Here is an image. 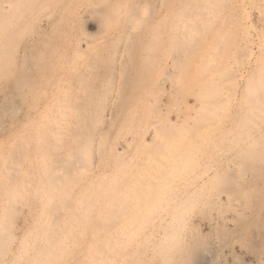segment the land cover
<instances>
[{"label":"bare ground","instance_id":"6f19581e","mask_svg":"<svg viewBox=\"0 0 264 264\" xmlns=\"http://www.w3.org/2000/svg\"><path fill=\"white\" fill-rule=\"evenodd\" d=\"M34 1V2H33ZM57 1H59V0H57ZM174 1V2H173ZM171 0L170 2L172 3H176L175 2V0ZM191 1L194 3V4H198V3H200V1L201 0H181L180 2H177V3H180V4H184L183 6H185V4H191ZM204 1V3H207V4H210V3H213L212 1L213 0H203ZM243 1V0H242ZM255 1V0H254ZM71 2V0L69 1V3ZM84 2V1H83ZM85 2H86V8H85V10H86V14L88 15V16H94L95 18H97L98 19V24L100 23V25L102 26V28H104L105 26H107L109 23H107L108 22V18H109V15H110V12H111V10H113V13H114V9H116L115 7L117 6V8L119 7H121V6H123L124 7V9L125 10H123V12L121 11V14L120 13H117V11H116V15H118L119 14V16L120 15H127L126 17H127V19L126 20H128V18H129V21H130V23L131 24H136V25H140V26H142V25H144L145 27H146V25H147V27L146 28H149L148 27V25H150V23H152L151 21H152V19H153V17H154V12H155V3L156 2H158L157 3V6L158 7H161V6H163V5H165V0H159V1H156V0H97L96 2H89V0H85ZM202 2V1H201ZM238 2V1H237ZM236 2V3H237ZM247 2H250V1H248L247 0ZM253 2V1H252ZM261 2V1H260ZM264 1L262 0V2H261V4H263V8H264V3H263ZM60 3V2H59ZM61 3L63 4V2L61 1ZM73 3V2H72ZM78 3V2H77ZM77 3H75V4H77ZM82 3V2H81ZM167 3V2H166ZM168 3H169V0H168ZM172 3V4H173ZM176 3V4H177ZM215 3V2H214ZM222 3V2H221ZM229 3V2H228ZM235 3V2H234ZM243 3V2H242ZM255 3H256V1H255ZM3 4V5H2ZM1 5H2V7L0 8L1 9V13H3V14H6V16H4V19H0V29H1V27H3L2 28V30L0 31V36H1V38L3 39V37L4 36H7L8 35V37H4V39L2 40L1 38V40H0V121H1V119L2 118H6V119H8V123H7V125L5 126H2L3 128H4V130H6V128H7V130L8 131H10L11 133L12 132H16V133H18L19 132V134H20V132L22 133V132H24V133H28V135H29V133L31 134V136L29 135V137H32V135H34L35 137H37L38 139H40V141H39V143L37 142V144L39 145H37L38 146V157L36 158V157H34V156H36V155H34L33 156V158H32V160L34 159V158H36V160H35V162L37 161V164H38V166H36L37 167V170L35 171L36 173H33L34 174V176L32 175V177H33V179H32V181L34 182V186H30L31 188H33L34 187V189H33V191H32V193H33V195H34V197H35V199H34V197H32L33 199H34V201H33V199H32V201H33V203H36L35 205V209H32L33 210V212H32V215H31V217H30V222H29V224H28V226H26V224H25V228L23 227V229H24V231H23V229H22V234H20L21 235V237L19 238V249H17L16 248V251H18L17 252V255H15L14 256V262H16V264H138V263H141V262H139L140 260H139V258H140V256L142 257V253L144 254V252H149V254L148 255H150V259H155V261L153 260V262H156L155 264H204L203 263V261L201 260V258L199 259L198 257H201V256H198V257H196V256H194L193 255V252H195L196 250L194 249L195 247H197V246H199V248H201V250L203 251V246H204V248L206 247V244H204L203 245V241L201 240H199V238L198 237H195V238H193V239H190L189 241H185L184 240V238H183V231H184V229L186 228V219H187V217H188V213H189V211H188V209L190 210V206L192 205V202L194 201V203H193V205H196V201H197V199L195 200H193V201H191V197H190V199L188 198V199H184L183 198V200L180 202V203H176L175 201H171V199L168 201V199L167 200H165V199H161V195H162V193H159L161 190H159V192H154L155 190V188L154 189H152V188H150L151 190H150V192H147V193H142L143 191L142 190H139L138 192H140V191H142L140 194H137V196H134L133 198H126L125 196L128 194L127 193V191L129 192V189L130 188H133V185L131 186V185H129V183L128 184H125L124 183V181L123 180H125L126 178H125V174H127V172L126 171H128L126 168H125V166L126 165H128V164H126V163H123V164H125V166H123V164L121 165L120 163L122 162V161H120V160H122L121 158H122V156L124 155V153H125V151L128 149V147H129V145H130V143H131V141H132V137L134 136V133H133V123L135 122V121H137V120H139L138 119V117L140 118V119H145V116H144V112H146V111H141V113L142 114H139L140 116H136V104L134 103V101H136L135 99H137V97H135V99H134V97H133V93L134 92H136L137 93V88L140 90V88L139 87H142L143 86V88H145V84L147 83V81L148 82H150L151 80H150V78L152 77L151 76V71L148 73V67L149 66H151V65H153L151 62H150V60L152 61V59H150L149 58V60H147V61H149L150 63H151V65H149L150 63L148 62V64L146 63V65H147V67H146V65H144L145 66V68H144V66H141V65H143L142 63H144V61H146V60H141V58L142 57H145V56H142V57H140V56H138V55H136V54H138L139 53V51L138 50H141V51H144V50H146V47L147 46H145L146 44H144V46L143 47H141L142 45H141V43H140V47L139 48H137V45H135V44H133V46H135L136 48L134 49H131L132 51H134L135 52V50H137V53H132L133 54V56H134V58L136 59V58H138L139 57V59H140V62H137L135 59H133L134 60V64H135V61L137 62V63H141L140 65H138L137 66V70H138V68H140V66H141V69H139L140 71L142 70V68H143V72H144V70H145V72L146 73H148V74H150L149 76H148V74L146 75V73H143L142 71L141 72H138V73H136L137 75L138 74H140L139 75V77H145V78H142V80H146V82L144 81L143 83L140 81L141 79L139 78V77H137V75H135V72H134V77H137V79H133V82L135 81V80H137L134 84H132V82H130V81H128V79H129V77H130V75H129V72H123L124 71V69L123 68H125L126 69V67H123L122 69H123V73H124V75H122L123 77H122V84H121V87H119L121 90L120 91H118V93L119 94H121L122 96H120L119 95V99H121V103L119 104L118 102V105H117V109L115 108V110H117L115 113L116 114H114V116L111 114V112L109 113V112H107V113H109V114H111V116L112 117H115V119H117V117L120 115V116H125V118H126V121L123 123H121V124H123V125H120V127H118L117 128V130H116V132H115V134L117 135L121 130H123V129H126V130H128L129 131V134H130V137H131V139H126V140H123L121 143H119L120 144V147H115V146H113V147H115V148H112V142L115 140V139H111V140H109V141H107V139H105V135L102 133L103 131H102V129H104L103 127H102V129L100 128L101 127V124H105V123H103V121H104V118H105V104H104V98L106 97V95H108L112 90V81H113V72L115 71H113V69L111 70V71H105L104 69H102V71H105V73L104 74H102V76L101 77H99L98 75H97V72H96V65L94 66L95 67V70L93 71V72H90V73H92V75H90V76H92L93 78V80H99L100 82V86H99V88L101 89V91H102V93L101 94H97V90H92L93 88H90V83L89 82H87L86 81V78H87V80H88V76L86 77L84 74V72L82 73L83 75H81V71L79 72V71H77V72H79V74H75L76 72H73V75L75 74V77L74 78H76V76H77V78H76V80H77V85L75 86L76 87V89H77V91H78V93H79V95H80V97H77L76 98V100L77 99H81V100H83V102L81 103V102H79V101H77V102H79L80 104H78L77 103V105L76 106H73L72 104H71V102L72 101H75V100H72V99H74V97H72V99H71V92H72V86H71V77H70V74L72 73L71 72V67L72 66H70V64L68 63V61H66V53H65V48H66V41L65 42H63V40H61V39H59V38H56V36H55V39L54 38H51L52 36H54V35H56L58 32H57V30L58 29H60V28H62L63 29V26L61 27L60 25L58 26L59 28L57 29V26L55 25V23H53V24H48L49 25V27H47V30H48V32L49 33H47V32H45L44 33V31L42 32V33H40V34H42L41 36H39V33L37 32V34H38V36H39V38H37L36 40L35 39H33L35 36H36V34H35V36H34V32L32 33V35L34 36L32 39L34 40V41H29V42H31V46L29 47V49L31 50L30 52H32V50H33V52H34V56H33V62L32 63H29V64H27V63H23L22 65L20 64V65H18L19 66V70L17 69V70H15V71H13V70H10V68H11V66H12V68L14 67L13 66V64H15V63H13L14 61L13 60H15L13 57H14V55H13V51L15 52V50H14V48H15V44L17 43V42H21V41H18V40H16V38L18 37V35H17V37L15 38V37H11L10 35L12 34V32L14 31V30H12L11 31V28H13V25L16 23H19L20 22V24L19 25H17L16 26V24L14 25V26H16V27H18V26H20V27H22L23 26V24H25V21H27V20H25V16H24V14H23V9H22V7L24 6V5H27L28 6V8H29V4L31 5V6H33V8H34V4H36V10H39V11H43L44 13V17L46 18V21H48L49 22V20H52L53 18H55V16H56V13L57 14H59L60 15V11L61 10H63L62 8H60L59 6H58V3L55 1V0H4V2L2 3ZM61 4V5H62ZM71 4V3H70ZM119 4H121V6L119 5ZM123 4V5H122ZM207 4H205V5H207ZM238 4V3H237ZM248 4V3H247ZM257 4V3H256ZM255 4V5H256ZM0 5V6H1ZM79 5H81V4H79ZM85 5V4H84ZM167 5H169V4H167ZM211 5V4H210ZM239 5H241V4H239ZM251 5H252V3H251ZM254 5V6H255ZM26 6V7H27ZM30 6V7H31ZM198 6V5H197ZM200 6V5H199ZM209 6V5H208ZM211 6H213V5H211ZM225 6V5H224ZM237 6V5H236ZM248 6H250V5H248ZM259 5H257V7H258ZM261 6V5H260ZM259 6V8H262V7H260ZM76 7V6H75ZM123 7H121L120 8V10L121 9H123ZM167 7V6H166ZM165 7V8H166ZM182 7V6H181ZM189 7V6H188ZM186 8V9H189V8ZM241 7H243L242 5H241ZM240 7V8H241ZM24 8V7H23ZM66 8V7H65ZM68 8H70V7H68ZM102 8V9H101ZM170 8V7H169ZM223 8V7H222ZM228 8V7H227ZM244 8V7H243ZM258 8V10H260ZM263 8H262V10H263ZM30 9V8H29ZM32 9V8H31ZM35 9H32V10H35ZM80 9V8H79ZM160 9V8H159ZM158 8H157V11L159 10ZM215 9H216V7H215ZM235 9V8H234ZM60 10V11H59ZM65 10H67V9H65ZM74 10V9H73ZM162 10V9H161ZM174 10V9H173ZM181 10H183V9H181ZM192 10V8L190 9V12H192L191 11ZM197 10V9H196ZM199 10V9H198ZM232 10V9H231ZM24 11H25V8H24ZM238 11H239V9H238ZM26 12V11H25ZM27 12H29V10L27 11ZM34 12V11H33ZM37 12V11H36ZM36 12H34V14L36 13ZM69 12H70V10H69ZM166 12V11H165ZM211 12H212V10H211ZM216 12V11H215ZM237 12V11H236ZM240 12V11H239ZM250 12V11H249ZM253 12V11H252ZM259 12V11H258ZM261 12H263V11H261ZM41 13V12H40ZM182 13H183V11H182ZM181 12H180V14H182ZM214 13V12H213ZM217 13H219V12H217ZM29 14V13H28ZM38 14V13H37ZM67 14H69L68 12L66 13V15ZM70 14H72V13H70ZM184 14V13H183ZM186 14V13H185ZM184 14V17L186 16ZM237 14V13H236ZM260 14V13H259ZM31 16H33L32 14H30ZM62 15V14H61ZM63 15H65V14H63ZM85 15V14H84ZM114 16H115V14H113ZM157 15V14H156ZM168 15V14H167ZM179 15V14H178ZM189 15V14H188ZM191 15H192V13H191ZM238 15H240V14H238ZM244 15H245V13H244ZM1 16V15H0ZM30 16V17H31ZM158 16H160V14L158 15ZM161 16H165V14L164 15H161ZM194 16V15H193ZM192 16V17H193ZM197 16H199L198 14H197ZM201 16H202V14H201ZM209 16V15H208ZM207 16V17H208ZM224 16V15H223ZM231 16V18H232V15H230ZM260 16V15H259ZM28 17V16H27ZM37 15H36V20H37ZM42 17V16H41ZM64 17V16H63ZM123 18H126V17H124V16H122ZM172 17H175V16H173L172 15ZM176 17H177V15H176ZM215 17V16H214ZM219 17H221L220 15H219ZM229 17V16H228ZM245 17V16H244ZM1 18H2V16H1ZM32 18V17H31ZM35 18V17H34ZM40 18V17H39ZM114 18V17H113ZM120 18V17H119ZM177 18H180V17H177ZM200 18V17H199ZM209 18V17H208ZM217 18V17H216ZM222 18V17H221ZM225 18V17H224ZM235 18V17H234ZM233 18V19H234ZM243 18V17H242ZM57 18H55V20H56ZM68 19H69V17H68ZM67 18L64 20L65 22L64 23H66V20H68ZM74 19V18H73ZM111 19H112V17H111ZM158 19V18H157ZM160 19V18H159ZM173 19V18H172ZM189 19V18H188ZM191 19V18H190ZM194 19V18H193ZM193 19H192V21H193ZM213 19V18H212ZM218 19V18H217ZM228 19H230V18H228ZM241 19V18H240ZM44 20V19H43ZM61 20V22L59 21V23H62V19H60ZM120 20H122V18L120 19ZM174 20V19H173ZM175 20H177V19H175ZM184 20H185V18H184ZM199 20V19H198ZM206 20V19H205ZM204 20V21H205ZM68 21H70V20H68ZM67 21V22H68ZM117 22H118V20H116ZM139 21H141V24L140 23H138ZM158 21H160V20H158ZM191 21V22H192ZM202 21V20H201ZM234 21H236V20H234ZM239 21V20H238ZM244 21V20H243ZM249 21V20H248ZM29 22V21H28ZM32 22H34V21H32ZM32 22H31V24H32ZM37 22V21H36ZM39 22H40V20H39ZM120 23H121V21H119ZM142 22H144V24L142 23ZM155 22V21H154ZM208 22V21H207ZM233 22V21H232ZM127 23V22H126ZM138 23V24H137ZM156 23V22H155ZM177 23V22H176ZM211 23V22H210ZM231 23V22H230ZM235 23V22H234ZM45 24H47V23H45ZM45 24H44V26H45ZM63 24V23H62ZM68 24H69V22H68ZM73 24V23H72ZM114 24V23H113ZM124 24V23H123ZM146 24V25H145ZM156 24H158V23H156ZM190 24V23H189ZM195 24V23H194ZM232 24V23H231ZM48 25H46V26H48ZM66 25V24H65ZM70 25V24H69ZM138 25V26H139ZM174 25H175V22H174ZM184 25V24H183ZM182 25V26H183ZM192 25V24H191ZM226 25V24H225ZM229 25V24H228ZM228 25H227V27H228ZM41 26V25H40ZM43 26V25H42ZM43 26V27H44ZM109 26V25H108ZM126 26V25H125ZM158 26V25H157ZM195 26V25H194ZM221 26H222V24H221ZM19 27V28H20ZM66 27H67V25H66ZM69 27V26H68ZM100 27V26H99ZM110 27V26H109ZM134 27V26H133ZM19 28H18V30H19ZM34 28V27H33ZM65 28V27H64ZM101 27H100V29H102ZM121 28H123V29H125L124 27H123V25H122V27ZM138 28V27H137ZM143 28V27H142ZM151 28H152V26H151ZM154 28V27H153ZM225 28V27H224ZM240 28V27H239ZM247 28H248V26H247ZM250 28V27H249ZM26 30H27V28H25ZM25 29H23L24 30V33H26L25 31ZM66 29V28H65ZM110 29V28H109ZM145 28H143V31H145L144 30ZM189 29H192V28H189ZM193 29H194V27H193ZM203 29V28H202ZM236 29V28H235ZM251 29V28H250ZM263 29H264V27H263ZM29 30V29H28ZM44 30L46 31V28L44 27ZM61 30V29H60ZM64 30V29H63ZM75 30V29H74ZM105 30H107L106 28H105ZM104 30V31H105ZM179 30H180V28H179ZM210 30V29H209ZM226 30V29H225ZM230 30V29H229ZM16 32H17V30H15ZM14 31V32H15ZM20 31H22V29H20L19 30V33H20ZM40 31V30H39ZM72 31V30H71ZM78 31V30H77ZM124 31H126L127 33H126V35L127 34H129V33H131V32H129L128 33V31L127 30H124ZM123 30H122V32H124ZM195 31V30H194ZM196 31L197 32H199L198 31V28L196 29ZM223 31H224V29H223ZM241 31V30H240ZM15 32V33H16ZM63 31H61V33L60 34H63L62 33ZM76 32V31H75ZM139 32H141V31H139ZM147 32V31H146ZM155 32V31H154ZM176 32H177V29H176ZM175 32V33H176ZM180 32H182V30L180 31ZM179 32V33H180ZM245 32V30H243V33ZM261 32V31H260ZM18 33V32H17ZM18 33V34H19ZM29 33H31V30H30V32ZM36 33V32H35ZM44 33V34H43ZM71 33V32H70ZM88 33V32H87ZM104 33V32H103ZM120 33V32H119ZM143 33H145V32H143ZM196 33V32H195ZM202 33V32H201ZM224 33V32H223ZM234 33V32H233ZM246 33H247V31H246ZM67 34V33H66ZM84 34V33H83ZM89 34V33H88ZM97 34V33H96ZM147 34V33H146ZM148 34H149V32H148ZM183 34V33H182ZM181 34V35H182ZM189 34H191V33H189ZM220 34V33H219ZM218 34V35H219ZM226 34V32L224 33V35ZM238 34V33H237ZM262 34V33H261ZM13 35H14V33H13ZM19 35H21V36H23V34H22V32L19 34ZM27 35V34H26ZM31 35V34H30ZM106 35H108V34H106ZM140 35H142L141 33H140ZM151 35H153V31H152V33H151ZM180 35V34H179ZM180 35V36H181ZM200 35V34H199ZM222 35V34H221ZM249 35V34H248ZM3 36V37H2ZM14 36H16V35H14ZM37 36V37H38ZM83 36V35H82ZM85 36V35H84ZM83 36V37H84ZM89 36V35H88ZM88 36H85V38H83V41H84V48L85 49H87V46H89L88 45V41H87V39H86V37H88ZM122 36H124V39L125 40H127V37L125 38V35L122 33ZM128 36V35H127ZM137 36V35H136ZM143 36V35H142ZM141 36V37H142ZM148 36V35H147ZM154 36V35H153ZM183 36V35H182ZM263 36V35H262ZM25 37H27V36H25V34H24V36L22 37V39L23 38H25ZM58 37H59V35H58ZM75 37V36H74ZM78 37V36H77ZM90 37V36H89ZM92 37V36H91ZM96 37V36H95ZM133 37H135V36H133ZM138 37H139V35H138ZM155 37V36H154ZM175 37H176V35H175ZM28 38H30V37H28ZM36 38V37H35ZM93 38V37H92ZM123 38V37H122ZM129 38H130V34H129ZM128 38V39H129ZM136 38V37H135ZM177 38H179V36L177 37ZM183 38V37H182ZM187 38V37H186ZM194 38V37H193ZM234 38V37H233ZM238 38V37H237ZM7 39H9V41L7 40ZM27 38H25L24 39V42H25V40H26ZM31 39V38H30ZM94 39V38H93ZM97 39H98V35H97ZM103 39V38H102ZM118 39V38H117ZM131 39V38H130ZM129 39V40H130ZM152 39H154V38H152ZM188 39V38H187ZM215 39H219V38H215ZM224 39V38H223ZM226 39V38H225ZM65 40V39H64ZM79 40V39H78ZM96 40V39H95ZM128 40V41H129ZM131 40H133V39H131ZM144 40V39H143ZM149 40H151V39H149ZM149 40H146V42L148 41L149 42ZM158 40V39H157ZM156 40V41H157ZM185 40V39H184ZM189 40V39H188ZM228 40V39H227ZM69 41V40H68ZM81 41V40H80ZM89 41H90V39H89ZM117 42H118V40H116ZM145 41V40H144ZM156 41H154L153 40V42H155L156 43ZM159 41V40H158ZM179 41H182V40H180L179 39ZM178 41V42H179ZM197 41V40H196ZM211 41V40H210ZM214 41V40H213ZM241 41V40H240ZM242 41H245V40H242ZM248 41V40H247ZM23 42V41H22ZM27 42H28V39H27ZM28 42V43H29ZM33 42V43H32ZM94 42V41H93ZM102 42V41H101ZM114 42V41H113ZM113 42L111 43V45L113 44ZM120 42H123V41H121L120 40ZM140 42V41H139ZM145 42V43H146ZM222 42V41H221ZM224 42V41H223ZM26 43V42H25ZM26 44V45H29V44ZM73 43H75V42H73ZM79 44H80V42H78ZM95 43V42H94ZM93 43V44H94ZM119 43V42H118ZM124 43H126V42H124ZM129 43H130V41H129ZM154 43V44H155ZM159 43V42H158ZM172 43V42H171ZM175 43V42H174ZM197 43V42H196ZM201 43H203V42H201ZM218 43H220V41L218 42ZM236 43V42H235ZM234 43V44H235ZM238 43V42H237ZM236 43V44H237ZM19 44V43H18ZM22 44L23 45H25L24 43H21L20 45L22 46ZM67 44H69V43H67ZM77 44V43H76ZM89 44H91V43H89ZM96 44V43H95ZM132 43H130V45H131ZM150 44H151V42H150ZM150 44H148V45H150ZM188 44V43H187ZM189 44H191V43H189ZM193 44V43H192ZM205 44V43H204ZM203 44V45H204ZM207 44V43H206ZM205 44V45H206ZM212 44V43H211ZM216 44V43H215ZM214 44V45H215ZM221 44V43H220ZM223 44V43H222ZM227 44V43H226ZM244 44V43H243ZM248 44V43H247ZM75 45V44H74ZM97 45H99V44H97ZM109 45V44H108ZM122 45V44H121ZM172 45V44H171ZM199 45V44H198ZM216 45H219V44H216ZM231 45H232V43H231ZM238 45H240V44H238ZM245 45V44H244ZM69 46V45H68ZM78 46V45H77ZM76 46V47H77ZM92 46V45H91ZM118 46V45H117ZM132 46V45H131ZM151 46V45H150ZM174 46V45H173ZM226 46V45H225ZM228 46H229V44H228ZM25 47V46H24ZM27 47V46H26ZM25 47V48H26ZM80 47V46H79ZM102 47V46H101ZM109 47V46H108ZM113 47H115L114 45H113ZM130 47V46H129ZM129 47H127L126 49L128 50V48ZM155 47V46H154ZM175 47H177V46H175ZM182 47H183V45H182ZM191 47V46H190ZM209 47V46H208ZM232 47H233V45H232ZM234 47H235V45H234ZM18 48H21V47H18ZM23 48V47H22ZM21 48V49H22ZM25 48H23V50H22V54H25V52L27 51L28 52V48H27V50L25 51V52H23L24 50H25ZM73 48V47H72ZM71 48V49H72ZM81 48V47H80ZM112 48V47H111ZM131 48V47H130ZM129 48V49H130ZM145 48V49H144ZM156 48V47H155ZM179 48L180 47H178V50H179ZM201 48V47H200ZM241 48H242V46H241ZM244 48V47H243ZM79 49V48H78ZM82 49V48H81ZM91 49V48H90ZM118 49V48H117ZM126 49H125V51H126ZM148 50H150L151 48H147ZM153 49V48H152ZM173 49H174V47H173ZM185 49V48H184ZM183 49V50H184ZM187 49V48H186ZM196 49V48H195ZM210 49H212V48H210ZM224 49V48H223ZM222 49V51H224V50H226V49H224L223 50ZM248 49V48H247ZM259 49V48H258ZM262 49H264V47L262 48ZM68 50H70V49H67V51ZM76 50V49H75ZM84 50V49H83ZM200 50H202V49H200ZM205 50V49H204ZM207 50V49H206ZM215 50V49H214ZM219 50V49H218ZM230 50V49H229ZM234 50V49H233ZM236 50V49H235ZM241 50V49H240ZM16 51H17V48H16ZM74 51V50H73ZM106 51H108V49L106 50ZM115 51V50H114ZM113 50H112V52H114ZM118 51V50H117ZM128 51H130V50H128ZM132 51H130V52H132ZM176 51V50H175ZM192 51V50H191ZM242 51V50H241ZM248 51V50H247ZM26 52V53H27ZM29 52V53H30ZM110 52V51H109ZM109 52H107V54L109 53ZM129 52V53H130ZM145 52V51H144ZM146 52H148L147 50H146ZM149 52H151V51H149ZM212 52V51H211ZM217 51L215 50V53H216ZM218 52H221L220 50L218 51ZM235 52V51H234ZM243 52V51H242ZM262 52H263V50H262ZM103 53V52H102ZM142 53V52H141ZM154 53V52H153ZM176 53V52H175ZM178 53V52H177ZM195 53V52H194ZM198 53V52H197ZM202 53V52H201ZM224 53V52H223ZM229 53V52H228ZM235 53H239V52H235ZM244 53V52H243ZM261 53V52H260ZM259 53V54H260ZM17 54V53H16ZM101 54V53H100ZM111 54H113V53H111ZM151 54V53H150ZM155 54V53H154ZM181 54V53H180ZM196 54V53H195ZM220 54V53H219ZM18 55V54H17ZM26 55V54H25ZM24 55V56H25ZM28 55V54H27ZM68 55V54H67ZM74 55V54H73ZM116 55V54H115ZM118 55V54H117ZM122 55V54H121ZM127 55V54H126ZM141 55V54H140ZM143 55H146V54H143ZM149 55V54H148ZM184 55V54H183ZM190 55V54H189ZM201 55V54H200ZM200 55H194V56H191V57H194V60H195V58L198 56V58L200 57ZM213 54H211V56H212ZM228 55V54H227ZM233 55V54H232ZM238 55V54H237ZM243 55V54H242ZM21 57L23 56V55H20ZM79 56V55H78ZM84 56V55H83ZM96 56V55H95ZM99 56V55H98ZM97 56V57H98ZM106 56V55H105ZM118 56H120V55H118ZM127 56H129V55H127ZM138 56V57H137ZM180 57H181V55H179ZM202 56V55H201ZM204 56V55H203ZM203 56L201 57V58H203ZM209 56V55H208ZM211 56H209V57H211ZM215 56V55H214ZM224 56V55H223ZM262 56H264V53H263V55ZM20 57V58H21ZM28 57H29V55H28ZM31 57H32V54H31ZM68 57H70V56H67V59H68ZM111 58L112 57H114V55H112V56H110ZM130 57V56H129ZM148 57H150V56H146V59L148 58ZM173 57H175V56H173ZM177 58H178V56H176ZM175 57V58H176ZM179 57V58H180ZM205 57V56H204ZM208 57V58H209ZM216 57H217V55H216ZM225 57V56H224ZM30 58V57H29ZM101 58H102V56H101ZM106 58H108V56L106 57ZM106 58H104L105 60H106ZM110 58V59H111ZM121 58H123V57H121ZM176 58V60H178L179 62H181V61H183L182 59H185L183 62H189L190 61V56H189V58H187V55H186V57L184 56V58H182L181 59V61H180V59H177ZM197 58V59H198ZM212 58V57H211ZM209 59L210 60V63H212L213 64V67L215 66L214 65V63L213 62H211V61H213V58L212 59ZM236 58V62H241V60H239L238 59V61H237V57H235ZM242 58V57H241ZM253 58V57H252ZM262 58V57H261ZM75 59V58H74ZM104 59H103V62H105L104 61ZM118 59V58H117ZM143 59V58H142ZM154 59V58H153ZM200 59V58H199ZM199 59H198V62H200L199 61ZM215 59H217V58H215ZM230 59V58H229ZM233 59V58H232ZM246 59V58H245ZM257 59V58H256ZM263 59V58H262ZM25 60V59H24ZM30 60V59H29ZM32 60V59H31ZM70 60V59H69ZM77 60V59H76ZM75 60V61H76ZM97 60H99V58L98 59H95V61L96 62H98ZM102 59H100L99 60V62L101 61ZM123 60V59H122ZM127 60V62L129 63L130 62V60L128 61V59H126ZM125 60V61H126ZM187 60V61H186ZM192 60V59H191ZM193 60V61H194ZM201 60V59H200ZM203 60V59H202ZM201 60V62H200V64H201V67H204V66H206V64L204 63V60L202 61ZM219 60H220V58H219ZM226 60H227V58H226ZM247 60V59H246ZM261 60V59H260ZM264 60V59H263ZM262 60V61H263ZM26 61H27V57H26ZM74 61V62H75ZM124 61V62H125ZM142 61V62H141ZM175 61V60H174ZM177 61V62H178ZM229 61H231V60H229ZM235 61V60H234ZM259 61V60H258ZM15 62H17V61H15ZM19 62V61H18ZM17 62V63H18ZM107 62V61H106ZM111 62V61H110ZM109 62V63H110ZM121 62V61H120ZM123 62V63H124ZM177 62L175 61V63L177 64ZM182 62V63H183ZM196 63H195V66H197L196 64H197V61H195ZM202 62H203V64H205V65H202ZM214 62H215V64H216V62L217 61H215L214 60ZM223 62V61H222ZM227 62V61H226ZM225 62V63H226ZM260 62V61H259ZM21 63V62H20ZM85 63V62H84ZM102 63V62H101ZM100 63V64H101ZM112 63H114L113 62V59H112ZM112 63H110V65L111 66H113L112 65ZM116 63V62H115ZM122 63V62H121ZM136 63V64H137ZM180 64V65H184V67H186L185 66V64ZM209 63V62H208ZM208 63H207V68H209L210 66H208ZM210 63H209V65H210ZM219 63V62H218ZM224 63V62H223ZM223 63H220V66H221V64H223ZM231 63V62H230ZM261 63V62H260ZM92 64H94V62L92 63ZM91 64V65H92ZM107 64V63H106ZM126 64V63H125ZM145 64V63H144ZM175 64V65H176ZM189 64H191L192 65V62H189L188 64H187V68H184V69H187V72H188V66H189ZM194 64V63H193ZM199 64V63H198ZM199 64V65H200ZM229 64V63H228ZM227 64V65H228ZM232 65H233V63H231ZM16 65V64H15ZM73 65V64H72ZM79 65V64H78ZM86 65V64H85ZM85 65H83V66H85ZM105 65V64H104ZM104 65H101V66H104ZM174 65V66H175ZM179 65V64H178ZM189 66V68L190 69H193L194 67V65H192V66ZM218 65L219 64H216V66L218 67ZM226 65V66H227ZM237 65V64H236ZM122 66V65H121ZM129 66H130V64H129ZM219 66V67H220ZM225 66V65H224ZM225 66V67H226ZM231 66V65H230ZM240 66V65H239ZM89 67L90 66H85L84 67V71H87V73H89L88 71H90V70H88L89 69ZM105 67V66H104ZM177 67V66H176ZM175 67V68H176ZM179 68L177 69V70H179L180 69V71H179V73L183 70L182 68H183V66H181V68H180V66H178ZM191 67H193V68H191ZM198 67H200V66H198ZM198 67H197V71H201L200 73H198L195 69L196 68H194L193 69V72L192 73H194L195 71L200 75V78L198 79V77H195V75L193 74V76H192V74L190 73L188 76L189 77H186V75H184L183 74V78H184V76H185V78H184V82L186 81L185 79L187 78V80H189V78L191 79L190 80V82H187V83H189V84H191L192 85V87H193V85H194V82H195V79L197 78V80H199V82L195 85L196 87L195 88H197L196 89V91H195V93L194 94H192L193 95V99L195 100L194 102H196V104H198V107L199 108H196L195 110H193V112H192V115H185L183 118H182V122L180 121V123L181 124H185L187 121H192V122H194L197 118H198V116L199 115H206L207 116V114H210L211 112H213V111H211V112H207L205 109H208V108H211L212 107V104L215 102V101H212L213 100V98H215L216 96H215V94H214V90L215 91H217V89H215L217 86H215L216 85V83H214V81L215 80H217V78H215V76H221L222 75V71H221V73H218L219 71H220V69H215V67L213 68V67H211L212 69H210V71L207 69V71H205V69L204 68H199L198 69ZM222 67H223V65H222ZM224 67V68H225ZM228 67V66H227ZM232 67V66H231ZM236 67V66H235ZM260 67V66H259ZM259 67H258V70H259ZM74 68V67H73ZM76 68V67H75ZM99 68H100V66H99ZM106 69L108 68V67H105ZM130 68V67H129ZM133 68H134V66H133ZM151 68H153L152 66L149 68V70L151 69ZM237 68H238V66H237ZM46 69L48 70V71H46ZM109 69V68H108ZM121 69V70H122ZM147 69V70H146ZM182 69V70H181ZM189 69V70H190ZM204 70V71H202V70ZM261 69H262V71H264V62H262V64H261ZM260 69V70H261ZM92 70V69H91ZM98 70V69H97ZM110 70V69H109ZM212 70V71H211ZM222 70V69H221ZM226 70V69H225ZM230 70V69H229ZM240 70V69H239ZM245 70V69H244ZM255 70H257V69H255ZM257 70V71H258ZM259 70V72L261 73V71ZM126 71V70H125ZM130 71V70H129ZM132 72H133V70H131ZM130 71V72H131ZM216 71H218V72H216ZM137 72V71H136ZM173 72H175V71H173ZM176 72H178V71H176ZM182 72H184V71H182ZM158 73V72H157ZM179 73H178V75H177V77L179 76L180 78H181V75H179ZM218 73V75H216ZM142 74H143V76H142ZM159 74V73H158ZM165 73H162V74H160L161 75V77H162V75L164 76V77H166V76H168V75H164ZM220 74V75H219ZM229 74H232V73H229ZM228 74V75H229ZM256 74H258V72H256ZM147 77H146V76ZM173 75L174 76H176L174 73H173ZM223 75H224V77L226 78V76H225V74L223 73ZM241 75V74H240ZM248 75H250V74H248ZM255 75V74H254ZM260 75V74H259ZM259 75H257L256 77H258ZM262 75L263 76H259V77H261L262 79H260V81H261V87L258 85L257 86V88L256 87H254L255 89H258V87H260L261 88V90L259 91V89H258V91H256V90H254L253 88V90L252 91H250L251 89V87H249V86H251V84L249 85V86H246V87H249L248 88V91H250V94L252 93V92H254V93H257V94H255V97L257 98V96H258V98L259 99H257V100H260L261 102L260 103H258V104H261L260 105V109L258 108L257 110H260V114L262 115H264V73H262ZM120 76V75H119ZM132 76V77H133ZM158 76V75H157ZM170 76V75H169ZM174 76H172V79H171V76L168 78V77H166V78H168V79H171L173 82L174 81H176V79H175V77ZM196 76H198V75H196ZM232 76V75H231ZM250 76H252V75H250ZM132 77H130V79L132 78ZM161 77L159 78V79H161ZM229 77H230V75H229ZM84 78V79H83ZM91 78V77H90ZM154 78V77H153ZM153 78H151L152 79V81H153ZM157 78V79H158ZM182 78V79H183ZM195 78V79H194ZM221 79H225V78H222V77H220ZM167 79V80H168ZM175 79V80H174ZM181 79V80H182ZM194 79V81L192 82V80ZM228 79V77L226 78V80ZM242 79V78H241ZM132 80V79H131ZM166 80V79H165ZM165 80H163V77H162V82L164 83V81ZM166 80V81H167ZM180 79L178 78V81H179ZM196 80V81H197ZM220 80V79H219ZM219 80H217V81H219ZM252 80V79H251ZM254 80L256 81V82H260V81H257L256 80V78H254ZM89 81V80H88ZM128 81V83H130L131 84V86H129L130 88H128V92H129V94L128 93H126V88L128 87V85L126 86V82ZM141 82L142 83V86L140 85L141 83H137V82ZM150 82V83H148V85H146L147 86V88H145V89H148V86L149 85H151V83H153V82ZM172 81H170L169 82V80H168V82H169V86H172V85H170V84H173V82ZM183 81V80H182ZM182 81H181V83H182ZM255 81H253V82H255ZM160 81H158V83H159ZM172 82V83H171ZM193 84H192V83ZM222 82V81H221ZM235 82V81H234ZM137 83V84H136ZM145 83V84H144ZM154 83H156V85L158 84L157 82H155V79H154ZM153 83V86L155 85ZM175 83H177V82H175ZM180 82H179V85L181 84ZM186 83V82H185ZM185 83L183 84V85H185ZM215 85H214V84ZM223 83V82H222ZM230 83V82H229ZM248 84L246 81H244V84ZM138 84L140 85V86H138ZM144 84V85H143ZM181 84V86L180 87H184V89H186L187 91H185V93L186 92H188V89L189 88H186L185 86H183ZM218 84V83H217ZM219 84H220V81H219ZM243 84V85H244ZM259 84V83H258ZM92 85V84H91ZM155 85V86H156ZM159 85V84H158ZM161 85H162V83H161ZM161 85H159V86H161ZM174 85V84H173ZM176 85H178V84H176ZM176 85H174L173 86V89H178L179 87L178 86H176ZM224 85V84H223ZM227 85V84H226ZM225 85V86H226ZM253 85V84H252ZM50 86V88L52 89H50L49 91H52L53 92V94H52V92H51V96H48L49 98H50V102L49 103H47V102H43V105H41L42 103V101L44 100H47V95H48V93H47V87H49ZM94 85H92V87H93ZM190 86V85H189ZM214 86H215V88H214ZM225 86H223V87H225ZM95 87H97V86H94V88ZM150 87V86H149ZM177 87V88H176ZM233 87V86H232ZM153 88V87H152ZM158 88V89H157ZM156 89L157 90H160L159 89V87H157ZM161 88V87H160ZM163 88V87H162ZM161 88V89H162ZM244 88V87H243ZM92 90L91 92H89L90 90ZM118 89V88H117ZM142 89V88H141ZM164 89V88H163ZM162 89V90H163ZM170 89V88H169ZM168 89V90H169ZM190 89H191V87H190ZM189 89V90H190ZM225 89V88H224ZM228 89V88H227ZM250 89V90H249ZM119 90V89H118ZM136 90V91H135ZM144 90V89H143ZM166 91V89H165V91L166 92H170L171 91V89L169 90V91ZM179 90V89H178ZM178 90H176V91H174L176 94H177V91ZM246 90H247V88H246ZM141 91V90H140ZM164 91V92H165ZM181 91V90H180ZM184 91L182 90L181 92H179V94H177V95H179V98H180V94H184ZM228 91V90H227ZM248 91H246L247 93H248ZM73 92H75L74 91V89H73ZM148 92V91H147ZM191 93H193L192 92V90L190 91ZM219 92V91H218ZM217 92V93H218ZM261 92V94H260V97H259V93ZM50 93V92H49ZM139 93L140 92H138L137 94H138V96H139ZM142 93V92H141ZM151 93V91L149 92V94ZM191 93H189V94H191ZM216 93V92H215ZM216 93V95H218V94H220V93H218L217 94ZM228 93V92H227ZM116 94H117V92H116ZM144 94V93H143ZM143 94H141V95H143ZM155 94V93H154ZM154 94H152V96L154 95ZM171 94V93H170ZM188 94V95H189ZM229 94H231V93H229ZM78 95V96H79ZM252 95H253V93H252ZM77 96V95H76ZM144 96H145V94H144ZM157 97H155V96H153V97H155L156 98V100H157V105H158V95H156ZM160 96H163V95H160ZM172 96H174V99H175V95L173 94ZM185 96V95H184ZM213 96H215V97H213ZM243 96V95H242ZM149 97V96H148ZM178 97V96H177ZM177 97H176V99L175 100H178L177 99ZM189 97V96H188ZM231 97V96H230ZM255 97H254V99H255ZM117 98H118V95H117ZM130 98H132V99H134V101H132V103H130L131 102V100H130ZM142 98H143V96H142ZM150 98V97H149ZM148 98V99H149ZM185 97H183V95H181V98H180V100L182 99L183 101L182 102H186L185 100L186 99H184ZM217 98V97H216ZM225 98H228V97H225ZM247 98V97H246ZM248 98H252V97H249L248 96ZM153 99V98H152ZM152 99L150 100V101H152ZM159 99H160V97H159ZM168 99V98H167ZM189 99H192V98H188L187 100H189ZM229 99V98H228ZM72 100V101H71ZM130 101V102H126V101ZM138 100V99H137ZM155 100V99H154ZM169 100H171V99H169ZM225 100V99H224ZM251 100H253V99H251ZM257 100H255V102L257 101ZM71 101V102H70ZM149 101V100H148ZM172 101V100H171ZM193 101V100H192ZM216 101H217V99H216ZM227 101V100H226ZM229 101V100H228ZM227 101V102H228ZM127 104H126V103ZM144 102V101H143ZM218 102V101H217ZM222 102V101H221ZM220 102V103H221ZM225 102V101H224ZM223 102V103H224ZM226 102V103H227ZM243 102V101H242ZM138 103V102H137ZM152 103V105H153V101L151 102ZM151 103H149V104H151ZM180 103V102H179ZM184 103H182V104H184ZM253 103H254V101H253ZM107 104V103H106ZM140 104V103H139ZM142 104H144V103H142ZM148 104V106H150ZM156 104H154L153 106H156ZM178 104V103H177ZM215 104V103H214ZM239 104V103H238ZM250 104L252 105V102H250ZM41 105V106H40ZM179 105V104H178ZM177 105V106H178ZM191 105V104H190ZM194 105V104H193ZM254 105V104H253ZM142 106V105H141ZM171 106V105H170ZM176 106V105H175ZM184 106V105H183ZM216 106H217V104H216ZM215 105L213 106V107H216ZM255 106V105H254ZM254 106H252V108L254 107ZM107 107V106H106ZM138 107V106H137ZM145 107V106H144ZM147 107V106H146ZM185 107H187V106H185ZM196 107V106H195ZM257 107V106H256ZM193 108V107H192ZM217 108H219V107H217ZM216 108V109H217ZM140 109V108H139ZM149 109V108H148ZM155 108L153 107V109L152 110H154ZM157 109V108H156ZM174 109V108H173ZM189 108L187 107V109L185 108V111L184 112H186V111H189L188 110ZM212 109V108H211ZM220 109H221V107H220ZM255 108H253V110H254ZM110 110V109H109ZM206 112H205V111ZM111 111V110H110ZM178 111V110H177ZM180 111V110H179ZM178 111V113H180ZM203 113H202V112ZM215 111V110H214ZM226 111V110H225ZM229 111V110H228ZM236 111V110H235ZM150 112H151V110H150ZM167 112V111H166ZM184 112H181V114H183ZM200 112V113H199ZM218 112V111H217ZM220 112H221V110H220ZM17 113H21V116H22V118H20L21 119V121H17V119L15 120V117L17 118V117H19L20 115H17L16 116V114ZM137 113H138V111H137ZM152 113V112H151ZM156 113V112H155ZM157 113H158V110H157ZM159 113H161V112H159ZM225 113V112H224ZM238 113V112H237ZM248 113V112H247ZM250 113V112H249ZM109 114H108V116H109ZM214 115H215V113H213ZM251 114V113H250ZM160 115H162V113L160 114ZM202 115H201V117H202ZM227 115V114H226ZM246 115V114H245ZM157 117H159V115H156ZM155 116V120H156V122L157 121H159L160 123H161V121H163V118L164 117H166V116H161V120H159L157 117ZM232 116H233V114H232ZM239 116V115H238ZM241 116V115H240ZM247 116V115H246ZM251 116H256V115H252L251 114ZM250 116V117H251ZM112 117H110L111 119H112ZM152 117H154V116H152ZM163 117V118H162ZM217 117H219L218 115H216V118ZM234 117V116H233ZM243 117V116H242ZM109 118V119H110ZM235 118V117H234ZM249 118V117H248ZM247 117L245 118V119H248ZM257 118V117H256ZM158 119V120H157ZM165 119V118H164ZM178 119V118H177ZM207 119H208V117H207ZM218 119V118H217ZM239 119H241V118H239ZM238 119V120H239ZM243 119V118H242ZM147 120V119H146ZM150 120V119H149ZM153 120H154V118H153ZM198 120L199 119H197L196 120V122H197V124H198ZM201 120V119H200ZM210 120V119H209ZM213 120V119H212ZM212 120L210 121V122H212ZM233 120V119H232ZM249 120V119H248ZM247 120V124H248V121ZM3 121H5V120H3ZM106 121V120H105ZM107 121H108V119H107ZM114 121V120H113ZM148 121V120H147ZM147 121H145L146 122V124L148 123ZM152 121V120H151ZM166 121V124L170 121H168L167 122V119L165 120ZM164 121V122H165ZM215 121H217V120H215ZM227 121V120H226ZM255 121H256V119H255ZM262 121V120H261ZM2 122V121H1ZM140 122V121H139ZM138 122V123H139ZM188 122V123H189ZM191 122V123H192ZM201 122V121H200ZM209 122V123H210ZM214 122V121H213ZM218 122H219V119H218V121H217V125H218ZM235 121H233L232 123H234ZM245 122V121H244ZM253 122V121H252ZM4 123V122H3ZM115 123V122H114ZM159 123V124H160ZM171 123V122H170ZM205 124V122H201V123H199L198 125H200V127L202 126V124ZM236 123V122H235ZM239 123V122H238ZM262 123H264V122H262ZM261 123V124H262ZM137 124V123H136ZM172 124V123H171ZM208 124V123H207ZM212 124H214V123H212ZM212 124H210L211 126H212ZM216 124V123H215ZM220 124V123H219ZM224 124V123H223ZM240 124V123H239ZM244 124V123H243ZM246 124V125H247ZM253 124V123H252ZM251 124V122H250V125H252ZM109 125V124H108ZM115 125V124H114ZM145 125V124H144ZM161 125V124H160ZM173 125V124H172ZM233 125V124H232ZM255 125V124H254ZM0 126V127H1ZM146 126V130H145V132H144V136H150L151 138H157L159 135H162V134H160V133H164V134H166L164 131L162 132L161 131V128H159L160 126H158V123H155V122H151V123H149V124H147V125H145ZM169 126V125H168ZM166 127L168 130H171L169 127ZM173 126H175V124L173 125ZM179 126V128H181V126L180 125H178ZM195 127V125H192V127ZM206 126L207 125H203L202 127H201V129L203 130V131H207V132H209L208 130H205V128H206ZM214 126H216V125H214ZM239 126V125H238ZM245 126V125H244ZM253 126V125H252ZM107 127V126H106ZM112 127L114 128V126H113V124H112ZM183 127V126H182ZM230 127V126H229ZM248 127H250V126H247L245 129H247ZM2 128V129H3ZM164 128V127H163ZM162 128V129H163ZM176 128V127H175ZM178 128V127H177ZM185 128L187 129H189V127L188 126H184V130H185ZM196 128H197V126H196ZM199 128V127H198ZM211 128V127H210ZM216 128V127H215ZM215 128H213V129H215ZM222 128V127H221ZM238 128V127H237ZM253 128V127H252ZM108 129H109V127H108ZM116 129V128H115ZM166 129V130H167ZM187 129V130H188ZM193 129V128H192ZM208 129V128H207ZM220 129V128H219ZM218 129V130H219ZM224 129V128H223ZM235 129V128H234ZM263 129V128H262ZM1 130V129H0ZM140 130V129H139ZM180 130V129H179ZM183 130V129H182ZM106 131V130H105ZM104 131V132H105ZM108 131V130H107ZM141 131V130H140ZM189 131V130H188ZM190 131H191V129H190ZM196 131V130H195ZM213 131V130H212ZM220 131V130H219ZM227 130H225V132H226ZM242 131H243V129H242ZM10 132H8V133H10ZM138 132V131H137ZM179 132V134L182 132V131H178ZM192 132V131H191ZM206 132V133H207ZM214 132V131H213ZM216 132V131H215ZM221 132V131H220ZM223 132H224V130H223ZM228 132V131H227ZM248 132V131H247ZM1 133V132H0ZM5 133H7V132H5ZM109 133V132H108ZM189 133V132H188ZM218 133V132H217ZM239 133V132H238ZM244 133V132H243ZM263 133V132H262ZM3 134V133H2ZM2 134H0V135H2ZM14 134V133H13ZM172 134V133H171ZM195 134V133H194ZM198 133H196V135H197ZM209 134V133H208ZM220 134V133H219ZM218 134V135H219ZM229 134V133H228ZM240 134H241V132H240ZM23 135V134H22ZM116 135H115V137H116ZM202 135V134H201ZM235 135V134H234ZM242 135V134H241ZM249 135V134H248ZM4 136V135H3ZM7 136V135H6ZM6 136H4L5 138H6ZM15 136V135H14ZM33 136V138H35ZM50 137L51 139H49V140H52L50 143L48 142L47 143V141H49V140H45V139H47V137ZM106 136H109V134H107ZM112 136V135H111ZM120 136V135H119ZM167 136V135H166ZM172 135H170V136H167L168 138L169 137H171ZM214 136V135H213ZM220 136V135H219ZM222 136V135H221ZM224 136V135H223ZM231 136V135H230ZM238 136V135H237ZM243 136V135H242ZM254 136V135H253ZM29 137H28V139L27 140H29ZM138 136L136 135V138H137ZM149 137V138H150ZM185 137V136H184ZM21 138V137H20ZM23 138V137H22ZM124 138V137H123ZM172 138V137H171ZM174 138V137H173ZM182 138V137H181ZM223 138V137H222ZM243 138H244V136H243ZM15 139V138H14ZM31 139V138H30ZM46 141H44V140ZM66 140L67 139V143L66 144H64L63 143V140ZM163 139V138H162ZM165 139V138H164ZM213 139V138H212ZM228 140L230 139V138H227ZM241 139H242V137H241ZM1 140V139H0ZM12 140V139H11ZM20 140H22V139H20ZM65 140H64V142H65ZM120 140V139H119ZM137 140H139V139H137ZM150 140V139H149ZM148 140V141H149ZM154 140V139H153ZM167 140V139H166ZM178 140V139H177ZM188 139H187V137H186V141H187ZM220 140V139H219ZM228 140H226V141H228ZM232 140H234V139H232ZM260 140V139H259ZM37 140L35 139V142H36ZM143 141V140H142ZM152 141V140H151ZM165 141V140H164ZM173 141H175V140H173ZM211 141V140H210ZM215 141H216V139H215ZM225 141V140H224ZM225 141V142H226ZM249 141V140H248ZM251 141V140H250ZM261 141H262V139H261ZM8 142V141H7ZM116 142V141H115ZM145 142H147V141H145ZM157 142V141H156ZM154 143V144H156L157 145V143ZM161 144L163 143V142H161V141H159ZM198 142V141H197ZM219 142V141H218ZM223 142V141H222ZM239 142H240V140H239ZM243 142V141H242ZM257 142V141H256ZM24 143H26L25 141H24ZM27 143H29V142H27ZM25 144L24 146H26V145H28V144ZM32 143V142H31ZM114 143V142H113ZM144 143V142H143ZM164 143H166V142H164ZM178 143V142H177ZM199 144H200V142H198ZM198 143H196V144H198ZM220 143H221V141H220ZM220 143H218V145L217 146H219V144ZM227 143H229V142H227ZM244 143V142H243ZM246 143V142H245ZM263 143V142H262ZM11 144V143H10ZM33 144V143H32ZM140 144V143H139ZM198 144V145H199ZM230 144V143H229ZM232 144V143H231ZM248 144V143H247ZM252 144V143H251ZM114 145V144H113ZM132 145V144H131ZM137 145V144H136ZM155 145V146H156ZM163 145V144H162ZM165 145V144H164ZM163 145V146H164ZM168 145V144H167ZM180 145V144H179ZM187 145V144H186ZM235 145V144H234ZM4 146V145H3ZM143 146V145H142ZM154 145H152V147H155ZM158 146V145H157ZM191 146V145H190ZM200 146V145H199ZM232 146V145H231ZM240 146V145H239ZM256 146V145H255ZM6 147V146H5ZM94 147L96 148V150L98 151L97 153H99V155H100V158H101V160L102 159H104L106 156H111L112 157V161L113 162H111L110 163V165L113 163V169L111 170V171H109V172H107L106 173V171L104 172L103 170V172L101 171L100 173H92V171H94L93 169H92V166L94 165V162L91 160V155H92V151H93V149H94ZM139 147V146H138ZM189 147V146H188ZM201 147H202V145H201ZM206 147V146H205ZM221 147V146H220ZM236 147H238V146H236ZM253 147V146H252ZM260 147V146H259ZM21 148V147H20ZM32 148V147H31ZM130 148V147H129ZM144 148H145V146H144ZM156 148V147H155ZM167 148V147H166ZM172 148V147H171ZM207 148V147H206ZM228 148H229V146H228ZM242 148V147H241ZM248 148V147H247ZM23 149V148H22ZM26 149V148H25ZM134 149H136V148H134ZM154 149V148H153ZM160 149H161V147H160ZM194 149V148H193ZM192 149V150H193ZM205 149V148H204ZM217 149V148H216ZM232 149V148H231ZM252 149H254V148H252ZM24 150V149H23ZM34 150H36V149H34ZM95 150V151H96ZM152 150V149H151ZM155 150V149H154ZM167 150V149H166ZM165 150V151H166ZM189 150V149H188ZM198 150H199V148H198ZM201 150H202V148H201ZM200 150V151H201ZM215 150V149H214ZM225 150V149H224ZM21 151V150H20ZM94 151V152H95ZM156 151V150H155ZM155 151H154V153H155ZM170 151V150H169ZM186 151V150H185ZM226 151H227V149H226ZM229 151H231V150H229ZM242 151V150H241ZM258 151H261V150H258ZM257 151V152H258ZM131 152V151H130ZM133 152V151H132ZM156 152H159V150L158 151H156ZM174 153H175V151H173ZM172 152V153H173ZM204 151L202 150V153H203ZM223 152V151H222ZM225 152V151H224ZM228 152V151H227ZM17 153V152H16ZM19 153V152H18ZM28 153V152H27ZM96 153V152H95ZM171 153V154H172ZM201 153V154H202ZM243 153V152H242ZM248 154H249V152H247ZM254 153H256V152H254ZM262 155L264 154V153H262V151L260 152ZM260 153H259V155H260ZM11 154V153H10ZM21 154H22V152H21ZM61 154H64L65 156H66V158L67 159H64V157L62 158V159H57L58 160V163L56 162L57 160H55V155H61ZM132 154V153H131ZM157 154V153H156ZM161 154V153H160ZM163 154V153H162ZM186 154V153H185ZM192 154H193V152H192ZM200 154V153H199ZM204 154L205 153H203V156H204ZM208 154V153H207ZM247 154V155H248ZM250 154H253V153H250ZM258 154V153H257ZM18 155V154H17ZM30 155V154H29ZM212 155H213V152H212ZM247 155H245V156H247ZM254 155V154H253ZM252 155V156H253ZM262 155H260V156H262ZM152 156V155H151ZM158 157L160 156L159 154L157 155ZM202 156V157H203ZM216 156V155H215ZM223 156V155H222ZM225 156V155H224ZM244 156V157H245ZM255 156V155H254ZM257 157H258V155H256ZM6 157V156H5ZM24 157V156H23ZM60 157V156H59ZM58 157V158H59ZM109 157H107V158H109ZM134 157L135 156H133V159H132V157L130 156V158H131V161L132 160H134L135 161V159H134ZM146 157V156H145ZM147 157H148V155H147ZM155 157V156H154ZM161 158H162V156H160ZM205 157V156H204ZM228 157V156H227ZM248 157H250V155L248 156ZM4 158V157H3ZM10 158V157H9ZM14 158V157H13ZM19 159H20V157H18ZM25 158H26V156H25ZM56 158H57V156H56ZM149 158H150V156H149ZM166 158V157H165ZM209 158V157H208ZM215 158V157H214ZM237 158V157H236ZM251 158V157H250ZM250 158H248L249 160H250ZM252 158H254V157H252ZM256 158V157H255ZM11 159V158H10ZM24 159V158H23ZM23 159H21V161L23 160ZM111 159V158H110ZM145 159H147V158H145ZM200 159H201V156H200ZM222 159V158H221ZM233 159H234V157H233ZM244 160H245V158H243ZM248 159H246L245 160V162H247V160ZM261 159V158H260ZM263 159H264V157L262 158V161H263ZM7 160V159H6ZM28 160L29 159H27V162H28ZM31 160V161H32ZM101 160H100V162H101ZM137 160V159H136ZM148 160H150V159H148ZM148 160H146L147 162H148ZM158 161H159V159H157ZM162 160H164V159H162ZM166 160V159H165ZM174 160V159H173ZM12 162H13V159L11 160ZM19 161V160H18ZM17 161V162H18ZM91 161L93 162V163H91ZM129 161H130V159H129ZM138 161V160H137ZM143 161V160H142ZM145 160H144V162H146ZM171 161V160H170ZM186 161V160H185ZM197 161V160H196ZM241 161H242V159H241ZM252 161V160H251ZM250 161V162H251ZM259 161V160H258ZM261 161V160H260ZM260 161H259V163H257V161L255 162V164L254 165H258V164H261L260 163ZM261 161V162H262ZM4 161L2 160V163H3ZM26 162V163H27ZM98 162H99V158H98ZM104 162V161H103ZM120 162V163H119ZM184 162V161H183ZM188 162V161H187ZM190 162V161H189ZM193 162V161H192ZM206 162V161H205ZM211 162V161H210ZM235 162V161H234ZM238 162V161H237ZM243 162V161H242ZM253 162V161H252ZM264 162V161H263ZM9 163H11V162H9ZM25 163V162H24ZM25 163V164H26ZM31 163V162H30ZM176 163V162H175ZM195 163V162H194ZM218 163V162H217ZM236 163V162H235ZM257 163V164H256ZM23 164V163H22ZM21 164V165H22ZM32 164H33V161H32ZM36 164V163H35ZM74 164H76V166H77V164L78 165H81V170L85 173L84 175H87V176H84V177H86V181L84 182V184L83 185H81L79 188H78V192H76V193H74L73 195H72V193L71 192H73L72 190H70L71 189V185H72V177H73V174L75 173V166H74ZM130 165V167H131V163H129ZM136 164H138V163H136L135 162V164H134V167H135V165ZM159 164V163H158ZM171 164V163H170ZM197 165H198V163H196ZM252 164V163H251ZM264 164V163H263ZM10 165H12V164H10ZM14 165V164H13ZM12 165V166H13ZM28 165V164H27ZM83 165V166H82ZM101 165V164H100ZM104 164H102V166H103ZM148 166H150L149 164H147ZM159 165H162V164H159ZM159 165H158V168H159ZM171 165H173V164H171ZM200 165V164H199ZM210 165V164H209ZM212 165H213V163H212ZM220 165V164H219ZM247 166L249 165L248 163L246 164ZM253 165V164H252ZM253 165V167L251 166V167H249V168H247V171H253L252 173H250V172H248V173H250V174H248V175H245L246 177H245V180H244V182L242 181V184H237L238 186H236V184L234 185V186H236V187H238L239 189H241L240 187H242L244 190H243V193H242V196L241 197H243V199H241L243 202H242V204H241V202L239 203V200L237 201V202H235V203H232L233 201H232V197H233V199H235L234 197L235 196H237V194L235 195V193H234V195L235 196H233V193H231V192H229V191H223L224 193L223 194H221V195H223V196H221V195H219L218 197H217V199H218V202L220 203V205H222V206H224L223 208H228L229 209V215L228 216H223V220H222V218L220 217V219L222 220V222H224V221H226V226H228L227 225V222H229L230 224L232 223H234V221H235V224L237 223L236 221L239 219H241V218H247V217H249L251 220H256V222L258 223L259 221H257V220H260V219H262L263 218V216H264V165H262L260 168H255V166ZM1 166V165H0ZM29 166V165H28ZM33 166V168H34V165H32ZM95 166H97V165H95ZM95 166H93L94 168H95ZM128 166V167H129ZM133 166V165H132ZM143 166H144V164H143ZM147 166V167H148ZM154 166H156V164L155 165H153V168H154ZM190 166H192L191 164H190ZM194 166V165H193ZM217 166V165H216ZM234 166V165H233ZM238 166H239V164H238ZM237 166V167H238ZM15 167V166H14ZM16 167H17V164H16ZM15 167V168H16ZM19 167V171L17 170H15V172L17 173V172H21V171H23V170H21L20 169V166H18ZM17 167V168H18ZM23 167H24V164H23ZM101 167V166H100ZM99 167V168H100ZM112 167V166H111ZM136 167H137V165H136ZM145 167V166H144ZM146 167V168H147ZM160 167H162V166H160ZM186 167V166H185ZM196 167V166H195ZM199 167V166H198ZM215 167V166H214ZM3 168V167H2ZM10 168H12V167H10ZM9 168V169H10ZM98 168V167H97ZM103 168V167H102ZM125 168V169H124ZM139 168L141 169L142 167H140L139 166ZM150 168V167H149ZM157 168V169H158ZM219 168V167H218ZM232 168V167H231ZM230 168V169H231ZM5 169V168H4ZM77 169V168H76ZM130 169V168H129ZM133 169V168H132ZM131 169V170H132ZM135 170H136V168H134ZM155 169V168H154ZM166 168H164V170H165ZM192 169V168H191ZM201 169H204V168H201ZM220 169V168H219ZM244 169V168H243ZM245 169H246V167H245ZM244 169V170H245ZM12 170H13V168H12ZM21 170V171H20ZM27 170V169H26ZM30 170V169H29ZM80 170V171H81ZM97 170V169H96ZM96 170H95V172H96ZM100 170H101V168H100ZM135 170H133L132 171V173H130L131 174V176L134 174L133 172H137V171H135ZM145 170H150V169H145ZM144 169H143V171H145ZM158 170H161L160 168L158 169ZM162 170H163V167H162ZM181 170V169H180ZM183 170V169H182ZM228 170V169H227ZM14 171V170H13ZM13 171H11V175H12V177H13ZM32 171V170H31ZM140 171V170H139ZM155 171V170H154ZM154 171H152V173L154 172ZM167 171H172L171 169H166L164 172H162L161 171V173H165V172H167ZM203 171V170H202ZM208 171H209V169H208ZM211 171V170H210ZM217 169H214L213 168V170H212V173H211V175H209V176H206V175H204V176H206L207 178L209 177V178H214V177H216V175H217ZM231 171H232V169H231ZM230 171V173H232L233 171H235V170H233L232 172ZM238 171L240 172V170H237L236 169V172L238 173ZM6 172V171H5ZM78 172V171H77ZM129 172H131V171H128V173ZM141 172V171H140ZM157 172V171H156ZM155 172V173H156ZM160 172V171H159ZM181 172V171H180ZM184 172H185V170H184ZM192 172H193V170H192ZM205 172V171H204ZM242 173H243V171H241ZM4 173V172H3ZM79 173V179H80V177H81V175H83V174H81L80 172H78ZM146 173H147V171H146ZM151 173V172H150ZM149 173V174H150ZM154 173V174H155ZM158 173V172H157ZM156 173V176L158 175ZM182 173V172H181ZM189 173V172H188ZM5 174V173H4ZM92 174V175H91ZM148 174V173H147ZM148 174V175H149ZM160 174V173H159ZM166 174H169V172L168 173H166ZM172 174V173H171ZM191 174V173H190ZM197 174V173H196ZM222 174V173H221ZM17 175V174H16ZM20 175H21V173H20ZM20 175H19V177H20ZM76 175V174H75ZM74 175V176H75ZM129 175V174H128ZM137 176H138V174H136ZM142 175V174H141ZM144 175H145V173H144ZM165 175V174H164ZM173 175V174H172ZM171 175V176H172ZM176 175V174H175ZM203 175V174H202ZM240 175V174H239ZM15 176V175H14ZM26 175L24 174V177H25ZM130 176V177H131ZM133 176H135V174L133 175ZM137 176H135L136 178H137ZM154 177H155V175H153ZM153 176H152V178H153ZM179 176V175H178ZM188 176V175H187ZM199 176V175H198ZM211 176V177H210ZM28 177V176H27ZM127 177V176H126ZM140 177V176H139ZM141 177H143V175L141 176ZM150 176H148L147 178H149ZM189 177V176H188ZM196 177V176H195ZM229 177H230V175H229ZM14 178V177H13ZM123 178V179H122ZM134 178V177H133ZM135 178V179H136ZM158 179H156V180H159V176L157 177ZM164 178H166L167 179V176L165 175V177H163V179ZM173 178V177H172ZM171 178V179H172ZM176 178V181H177V177H175ZM198 178V177H197ZM200 178H201V175H200ZM205 178V177H204ZM24 179H26V178H24ZM23 179V180H24ZM30 179H31V177H30ZM30 179L28 178L27 180H29V182H32V181H30ZM121 179H122V181H121ZM131 178H129V181H131L130 180ZM138 179V178H137ZM140 179V178H139ZM143 179V178H142ZM180 179H182L181 178V176H180ZM219 179V178H218ZM225 179V178H224ZM6 180V179H5ZM23 180H22V183H23ZM153 181V182H157V181ZM165 180V179H164ZM209 180V179H208ZM212 180V179H211ZM215 180V179H214ZM227 180H229V179H227ZM7 181V180H6ZM21 181V179L19 180V182ZM82 181V180H81ZM128 181V182H129ZM142 181V180H141ZM148 181H151L150 180V178H149V180ZM166 181H168V180H166ZM190 181V180H189ZM206 181V180H205ZM221 181H223V180H221ZM240 181V180H239ZM25 182V181H24ZM125 182H126V180H125ZM133 182H136V180H134ZM160 182V181H159ZM162 182H165V181H162ZM173 182V181H172ZM179 182V181H178ZM180 182H182V180L180 181ZM210 182V181H209ZM216 182H218V181H216ZM220 182V181H219ZM226 182V181H225ZM232 182V181H231ZM22 183L20 182L19 184L20 185H15L14 183H13V185H15L16 187H21L22 189H18V190H23L22 192H24V190H27L25 187L27 186H23L22 185ZM123 183H124V185H123ZM137 183H139V182H137ZM170 183V182H169ZM168 183V184H169ZM174 183V182H173ZM176 183V182H175ZM194 183V182H193ZM197 183V182H196ZM227 183V182H226ZM28 184H30V183H28ZM134 185H135V183H133ZM145 184V182L143 183L142 182V184H140L141 186L142 185H144ZM178 184V183H177ZM190 184H192V183H190ZM201 184V183H200ZM199 184V185H200ZM202 184H203V182H202ZM223 184H224V181H223ZM7 185H8V183H7ZM6 185V186H7ZM10 185H12V184H10ZM137 185H139V184H136V187H137ZM159 185V184H158ZM181 185H183V184H181ZM210 185H212V184H210ZM209 185V186H210ZM217 185V184H216ZM226 185H228V184H226ZM15 186H13V189H14V187ZM149 186V185H148ZM148 186L146 185V187L148 188ZM151 186V185H150ZM153 186V185H152ZM164 186V185H163ZM162 186V187H163ZM169 186V185H168ZM171 186H174V185H172L171 184ZM176 186V185H175ZM174 186V187H175ZM3 187V186H2ZM28 187V186H27ZM30 187L28 188V189H30ZM121 187H123V189L121 188ZM130 187V188H129ZM154 187V186H153ZM165 187V186H164ZM223 187H224V185H223ZM232 187V186H231ZM125 188V189H124ZM129 188V189H128ZM138 188H139V186H138ZM141 188V187H140ZM203 188V187H202ZM13 189L10 191V192H14L13 191ZM74 189V188H73ZM137 189V188H136ZM145 189V188H144ZM143 189V190H144ZM218 189V188H217ZM225 189V188H224ZM8 190V189H7ZM16 190V189H15ZM77 190V189H76ZM133 191H131V189H130V194L132 195V194H136V192H135V190L134 189H132ZM154 190V191H153ZM164 190V189H163ZM170 190V189H169ZM171 190H173V189H171ZM179 190V189H178ZM206 190V189H205ZM219 190V189H218ZM221 190V189H220ZM2 191V190H1ZM9 191V190H8ZM31 191V190H30ZM71 191V192H70ZM151 191H153V192H151ZM156 191H157V189H156ZM217 191V190H216ZM239 191V190H238ZM10 192H9V194H10ZM22 192L21 193H19V194H21V195H23L22 194ZM132 192V193H131ZM137 192V193H138ZM181 192V191H180ZM212 192V191H211ZM242 192V191H241ZM8 193V192H7ZM25 193H26V191H25ZM221 193V192H220ZM219 193V194H220ZM239 193V192H238ZM8 194V195H9ZM168 194V193H167ZM166 194V195H167ZM212 194V193H211ZM218 194V193H217ZM6 195V194H5ZM7 195V196H8ZM21 195H20V197H21ZM29 195H31V193L29 194ZM28 194H27V196H29ZM32 195V196H33ZM124 195V197L125 198H122V196ZM189 196L191 195V194H188ZM10 196V195H9ZM24 196H25V194H24ZM26 196V198L27 199H29L28 197ZM164 196V195H163ZM192 196H194L193 194H192ZM239 196V197H240ZM6 197V196H5ZM19 197V195H17V198ZM19 197V198H20ZM130 197V196H129ZM188 197V196H187ZM186 197V198H187ZM223 197V198H222ZM162 198H164V197H162ZM208 198V197H207ZM213 198V197H212ZM212 198L209 200V201H211V202H208V203H206V204H204L203 205V201L201 202V199L200 200H198V201H200V204L202 203V205L203 206H201L202 207V212H203V215L202 216H205L206 218L207 217H209V210H210V208L213 206V205H217V203H215V202H213L212 201ZM7 199V198H6ZM8 199H9V197H8ZM10 199H12V198H10ZM9 199V200H10ZM21 199H22V197H21ZM192 199H193V197H192ZM209 199V198H208ZM239 199V198H238ZM18 200H20V199H18ZM207 200V199H206ZM205 200V201H206ZM215 200V199H214ZM235 200H237V198L235 199ZM12 201V200H11ZM10 201V202H11ZM23 201H26V200H24L23 199ZM29 201V200H28ZM31 201V202H32ZM179 201V200H178ZM7 202V201H6ZM9 202V201H8ZM9 202V203H10ZM13 202V201H12ZM30 202V203H31ZM171 202V203H170ZM175 202V203H174ZM4 203V202H3ZM8 203V204H9ZM16 203V202H15ZM15 203H13V204H15ZM19 203H22L21 201H18L16 204H19ZM29 203V202H28ZM27 202H26V205L28 204ZM33 203H31V204H28L27 206L29 207L28 208V210L30 211V205H32ZM23 204V203H22ZM25 204V203H24ZM24 204L23 205H21L22 207L24 206ZM198 204V203H197ZM4 205V204H3ZM11 205V204H10ZM10 205H9V208H10ZM25 205V206H26ZM219 205V206H220ZM11 206H13V205H11ZM33 206V205H32ZM31 206V207H32ZM8 207V206H7ZM34 207V206H33ZM197 206H195L194 208H196ZM215 207V206H214ZM192 208L193 207H191V211H192ZM193 208V209H194ZM198 208H199V206H198ZM213 208V207H212ZM211 208V209H212ZM216 208H218V206L216 207ZM216 208H213V210L214 209H216ZM220 209H221V207H219ZM222 208V209H223ZM12 208H10V210H11ZM26 209V208H25ZM170 209V210H169ZM197 209V208H196ZM195 209V210H196ZM219 209V210H220ZM221 209V210H222ZM227 209V210H228ZM1 210V209H0ZM35 210V211H34ZM212 210V211H213ZM220 210V211H221ZM6 211V210H5ZM170 211V212H169ZM211 211V212H212ZM218 211V210H217ZM224 211H226V210H224L223 209V212ZM219 212V211H218ZM28 213V212H27ZM191 213V212H190ZM189 213V214H190ZM2 214V213H1ZM8 214V213H7ZM29 214V213H28ZM30 214H31V212H30ZM200 214V213H199ZM217 214V213H216ZM221 214V213H220ZM223 214H226V212L225 213H223ZM227 214H228V211H227ZM226 214V215H227ZM18 215H19V213H18ZM191 215V214H190ZM189 215V216H190ZM218 216H220L219 214H217ZM9 216H10V214H9ZM216 216V215H215ZM214 216V217H215ZM2 217V216H1ZM5 217V216H4ZM6 217H8L7 215H6ZM192 217V216H191ZM27 218V217H26ZM189 218V217H188ZM213 218V217H212ZM4 220L6 219V221L8 220L7 218H3ZM23 219V218H22ZM205 219V218H204ZM208 219V224H209V227H210V229H214V231H215V228H214V226H215V223H214V221L217 219V216L215 217V219H214V221H213V219L211 220V217L210 218H207ZM220 219H219V222H220ZM11 220V219H10ZM25 220V219H24ZM29 220V219H28ZM191 220V219H190ZM206 220V219H205ZM242 220V219H241ZM188 221V220H187ZM261 221V220H260ZM9 222H11V221H9ZM9 222H7V223H9ZM189 222V221H188ZM239 222V221H238ZM242 222V221H241ZM250 223H251V221H249ZM253 222V221H252ZM255 222V221H254ZM255 222V223H256ZM262 222V221H261ZM6 223V222H5ZM12 223V222H11ZM218 224V223H217ZM216 224V225H217ZM220 224V223H219ZM223 224V223H222ZM231 224V225H232ZM239 224V223H238ZM242 226H243V224L242 223H240ZM240 224L238 225V226H240ZM263 224H264V222H263ZM252 225H254L255 226V224L253 223ZM9 226H10V223H9ZM194 226V225H193ZM221 226V225H220ZM226 226H225V229H224V231L226 230ZM233 226V225H232ZM254 226H252V227H254ZM259 227L261 226V224H259L258 225ZM262 226H264V225H262ZM261 226V227H262ZM10 227H12V226H10ZM216 227V226H215ZM234 227V226H233ZM247 227V222H246V224H244V227H242V229H244L245 231L246 230H248V228H246ZM257 227V225L255 226V228ZM1 228V227H0ZM192 228H195V226L194 227H192ZM197 228V227H196ZM196 228H195V230H196ZM222 227H220V230H219V227H217L216 229H217V231L219 230V233L221 232L222 233V229H221ZM262 228H264V227H262ZM236 229V228H235ZM241 229V227H237V231L236 232H238L239 230ZM249 229H250V227H249ZM7 230H8V228H7ZM189 230H190V228H189ZM229 230H231V228H229ZM243 230V231H244ZM251 230V229H250ZM255 230H257V229H255ZM260 230H261V232L262 233H264L263 231H262V229L260 228ZM260 230H259V232H260ZM9 231V230H8ZM233 231V229L231 230V232ZM253 231V230H252ZM2 232H4V231H2ZM193 232H195V231H193ZM228 232V231H227ZM227 232H225V233H227ZM231 232H228V233H231ZM240 232V231H239ZM248 232H249V230H248ZM255 232V231H254ZM260 232V234H262ZM6 232H4L3 234H5ZM197 233H199V232H197ZM215 233V232H214ZM213 233V234H214ZM235 233V232H234ZM242 233V232H241ZM255 233H257L258 235H255V234H253V232H251V235L253 234V235H255L256 237L257 236H260L259 235V233L256 231ZM194 234V233H193ZM204 234V233H203ZM211 234H212V231H211ZM211 234L209 235V236H211ZM232 234V233H231ZM231 234H230V236H231ZM236 234V233H235ZM235 234H232V236L233 235H235ZM239 234V233H238ZM246 234V233H245ZM248 234H250V233H248ZM189 235V234H188ZM197 235V234H196ZM205 235V234H204ZM207 235V234H206ZM215 235V234H214ZM220 235V234H219ZM222 235H223V233H222ZM237 235V234H236ZM242 235V234H241ZM251 235H250V237H251ZM190 236V235H189ZM201 236V235H200ZM225 236V235H224ZM227 236H229V234H227ZM244 236V235H243ZM243 236H242V238H243ZM246 236V235H245ZM254 236V237H255ZM13 237V236H12ZM206 237V236H205ZM237 237H239V236H237ZM248 237V236H247ZM249 237V238H250ZM262 237V236H261ZM260 237V238H261ZM208 238H210V237H208ZM207 238V239H208ZM218 238V237H217ZM221 238V237H220ZM220 238H219V241H218V243L220 242L221 243V241H220ZM224 238V242H225V237H223ZM228 238V237H227ZM234 238V236L232 237V239ZM236 238V237H235ZM241 238V239H242ZM249 238L247 239V240H249ZM10 239V238H9ZM15 239V238H14ZM186 239V238H185ZM237 239V238H236ZM235 239V240H236ZM239 239H240V237H239ZM238 239V240H239ZM241 239H240V241H241ZM244 239V238H243ZM242 239V240H243ZM188 240V239H187ZM218 240V239H217ZM227 240H230V238L229 239H226V242L225 243H229V241L227 242ZM237 240V242H239ZM255 240V239H254ZM1 241V240H0ZM230 241H234V239L233 240H230ZM245 241V240H244ZM244 241H243V243H244ZM249 241H252V239L251 240H249ZM249 241H247V242H249ZM2 242H4V241H2ZM17 242V241H16ZM203 242V243H202ZM255 242V241H254ZM232 243H234V242H230L229 244H232ZM0 244H1V242H0ZM3 244V243H2ZM7 244H8V241H7ZM228 244V245H229ZM4 245H5V243H4ZM223 246L225 245L226 246V244H222ZM233 246L235 245V244H232ZM237 245H239L238 247H237ZM236 246H235V248L237 247L238 249L237 250H242V248H244L243 246H242V244H237ZM250 245V244H249ZM255 245V244H254ZM260 245V244H259ZM201 246V247H200ZM248 246V245H247ZM251 246V245H250ZM263 246V245H262ZM1 247H3L2 245H1ZM229 249H231L230 247H231V245H229V246H227ZM249 247V246H248ZM198 248V247H197ZM256 248V247H255ZM264 249V248H263ZM184 250H186V252H185V254H184ZM205 251H208L206 248L204 249ZM198 251H199V249H198ZM197 251V252H198ZM232 251V250H231ZM236 251V250H235ZM248 251V250H247ZM253 251H254V249H253ZM204 252V251H203ZM238 252V251H237ZM249 252H251V250L249 251ZM258 252H260L259 250H258ZM258 252H256V255H259V254H257ZM262 252H264V251H262ZM207 253H209V251L207 252ZM229 253H230V251H229ZM228 253V254H229ZM233 253V252H232ZM231 253V254H232ZM253 253H255V252H253ZM199 254H201V253H199ZM205 254V256H207L208 254H206V253H202L201 255H204ZM227 254V253H226ZM234 254H235V252H234ZM243 254V253H242ZM248 254V253H247ZM261 254V253H260ZM0 255H2V253L0 254ZM147 255V253L144 255V256H146ZM147 255V256H148ZM238 255H239V253H238ZM237 254H236V258H238V260H239V256H238ZM241 255V254H240ZM245 255V254H244ZM251 256H252V254H250ZM255 255V256H256ZM221 256V255H220ZM231 256V255H230ZM229 256V257H230ZM238 256V257H237ZM255 256L253 257V258H255ZM262 255H260V257H261ZM213 257V256H212ZM215 257V256H214ZM234 257V256H233ZM256 257H258L259 258V256H256ZM149 258V257H148ZM208 258V257H207ZM232 258V257H231ZM252 258V257H251ZM262 258H264L263 256H262ZM3 259V258H2ZM146 259H147V257H146ZM203 259V258H202ZM212 259H214V258H212ZM216 259V258H215ZM233 259V258H232ZM142 260V259H141ZM149 260V259H148ZM209 260V259H208ZM234 260V259H233ZM255 260H256V258H255ZM259 260L260 259H258V261H257V263L259 262ZM262 260V259H261ZM145 262H147L146 260H144ZM243 261V260H242ZM251 261V260H250ZM264 261V260H263ZM145 262H142L141 264H145ZM150 262V260L148 261V263ZM152 262V261H151ZM210 262V261H209ZM208 262V263H209ZM233 262V261H232ZM241 262V261H240ZM147 263V264H148ZM216 263V262H215ZM236 263V262H235ZM247 263H249V261L247 262ZM252 263H253V260H252ZM256 263V262H255ZM262 262H260V264H261ZM150 264V263H149ZM152 264V263H151ZM259 264V263H258ZM263 264V263H262Z\"/></svg>","mask_w":264,"mask_h":264},{"label":"rangeland","instance_id":"374dc122","mask_svg":"<svg viewBox=\"0 0 264 264\" xmlns=\"http://www.w3.org/2000/svg\"><path fill=\"white\" fill-rule=\"evenodd\" d=\"M57 3H58V6L60 7V8H62L63 10H59L61 13H60V15L59 14H57L56 13V16H55V18H57L56 20H55V18H53L52 20H49V22L48 21H46V18L43 16L44 14V12L43 11H39V10H36L35 8H36V4H34V8H33V6H31L30 4H29V8H28V6L27 5H24L23 7L25 8V11H24V8L22 7V11H23V14H24V16H25V20H27V21H25V24H23V26L22 27H20V26H18V27H16L17 25H19L20 24V22L19 23H15L16 24V26H14L13 25V28H11V31L12 30H17V32L19 33V30L20 29H22V31H20V33L22 32V34H23V36H24V34H25V36H27V37H25V38H27L28 39V42L29 41H34L33 39H37V38H39V36H41L42 34H40V33H42L43 31H44V33L45 32H47V33H49L48 32V30H47V27H49V25L48 24H53V23H55V25L57 26V29L59 28L58 26L61 24L62 26H63V29L62 28H60V29H58L57 30V34L56 35H54V36H52L51 38H54L55 39V36H56V38H59V39H61V40H63V42H65L66 44V48H65V53H66V61H68V63L70 64V66H72L71 68V74H70V79H71V86H72V94H71V99H72V97H74V99H72V100H75V101H70L71 102V104L73 105V106H76L77 105V103L78 104H80L79 102H83V100H81L80 98L79 99H77L76 100V98L77 97H80V95H79V93H78V91H77V89H76V83H77V80H76V78H77V76H76V78H74L75 77V74H79V72L81 73V75H83L82 73L84 72L85 74V76L87 77H89L88 78V80H87V78H86V81L87 82H89L90 83V88H93L92 90H97V94H101L102 93V91H101V89L99 88V86H100V81L98 80H93L92 78V76H90V75H92V73H90V72H93L94 70H95V65L97 66L96 68L98 69H96V72H97V75L99 76V77H101L102 76V74H104L105 73V71L107 70V71H111L113 68V81H112V91L108 94V95H106V97L104 98V104H105V118H104V121H103V123H105V124H101V129H102V127L104 128V129H102V131L104 130H106L105 132L103 131L102 133L104 134H109V136H106L105 134V139H107V141H109V140H111L112 138L113 139H115L113 142H112V148H115V147H120V144L119 143H121L123 140H126L127 138L128 139H131V137H130V134H129V131L128 130H126V129H123V130H121L117 135L115 134V132H116V130H117V128L118 127H120V125H123V124H121L122 122L124 123L125 121H126V118H125V116H118L117 117V119H115V117H112L111 116V114L114 116V114H116L115 112L117 111V110H115V108L117 109V105H118V103L120 104L122 101H121V99H119L120 97H119V95L120 96H122L121 94H119L118 93V91H120L121 89L119 88V87H121V84H122V75H124V73L123 72H129V75H130V77H132L133 75H134V72H135V75H137L136 73H138V72H141L142 70H143V68H142V70L140 71L139 69H141V66H144V65H146V63L148 64V62L149 61H147V60H149V58L150 59H152V61L150 60V62L153 64V65H151V63L149 64V65H151L153 68H151L150 70H149V68L151 67V66H149L148 67V73L150 72L151 73V78H153V81H152V79L150 78V80L154 83V79H155V82H157L158 83V81H160L158 84L159 85H161V83H162V85L161 86H159L158 84L156 85V83H154L155 85L153 86V83H151V85H149L148 86V89H145V88H147V86L146 85H148V83H150V82H148L147 81V83L144 85L145 86V88H143V86H142V83L145 81L146 82V80H142V78H145V77H139V75L141 74H138L137 75V77H139L141 80V82L139 81V82H137V83H141L140 85L142 86V87H139L140 88V90L137 88L136 90H137V93L138 92H140L139 93V96H138V94L136 93V92H134L133 93V97L135 96V97H137V99H135V97H134V99L136 100V101H134V99H132V98H130V100H131V102L128 100V101H126L127 103L128 102H130V103H132V101H134V103L138 106H136V116L138 117V116H140L139 114H142L144 111H146V112H144V116H145V119H140L139 117H138V119L139 120H137V121H135L134 123H133V133H134V136L132 137V141H131V143H130V145H129V147H128V149L125 151V153H124V155L122 156V160H120V161H122L120 164L122 165L123 163H126V164H128V165H126L125 166V164H123V166H125V168L128 170V171H131V172H129L128 173V171H126L127 172V174H125V180H126V182H125V180H123L124 181V183L125 184H128L129 183V185H133V188H130L131 189V191H133L132 189H134L135 190V192H136V194L134 195V194H130L129 192H130V189H129V192L127 191V195L125 196L127 199L128 198H133L134 196H137V194H140L142 191V193H147V192H150V188H152V189H154L153 191L154 192H159V190H161L159 193H162V197H164V198H162L161 197V199H165V200H167L168 199V201L171 199V201L173 200V201H175L177 204L178 203H180L182 200H183V198L184 199H190V197H191V201H193L194 199L196 200L197 199V201H196V205H193V203H194V201L192 202V205L189 207L190 208V210L188 209V211H189V213L191 214H189L188 213V217H187V219H186V228L184 229V231H183V238H184V240L185 241H189L190 239H193V238H195V237H198L199 238V240L201 241H203L202 243H203V245L204 244H206V249L209 251V253H207L208 251H205L204 249V246H203V251L201 250V248H199V246H197V247H195L194 249L196 250L195 252H193V255L194 256H196V257H198V256H201V257H198L199 259L201 258V260L203 261V263L204 264H260V262H262L263 264H264V258H262V256L264 257V252H262V251H264V233H262L261 232V230H260V228L262 229V231L264 232V228H262V227H264V226H262V225H264L263 224V222H264V216H263V218L262 219H260V220H257V221H259L258 223L256 222V220H251L249 217H247V218H241L240 220L238 219L236 222V224H235V221H234V223L231 225L229 222H227V225L228 226H226L225 224H226V221H224V222H222V220H223V216L225 217V216H228L229 215V209L227 210L226 208H223L224 206H222V205H220V203L218 202V199H217V197L219 196V195H221V194H223L224 192L223 191H229V192H231V193H233V196H235L236 194H237V196H235L234 198L236 199L237 198V200H235V199H233V197H232V203H235V202H237L238 200H239V203L241 202V204H242V200L241 199H243V197H241L242 196V193H243V188L242 187H240L241 189H239L238 187H236V186H238L237 184H242V181L244 182V180H245V175H248V174H250V173H252L253 171H247V168H249V167H253V165L255 164V162L257 161V163H259V161L261 160L262 161V158L264 157V154L262 155L260 152L262 151V153H264V123H262V122H264V115L262 114H260V105L261 104H258V103H260L261 101V99L260 100H257V99H259L258 98V96H257V98L255 97V94H257V93H254V92H252L253 93V95H252V93L250 94V91H252L253 89L254 90H256V91H258V89L261 87V81H260V79H262L261 77H259V76H263L262 75V73H264V71H262V69H261V64H262V62H264V56H262L263 55V53H264V49H262L263 47H264V29H263V27H264V8L262 7L263 6V4H261V2H262V0H255L256 1V3H255V1L254 0H248V1H250V2H247V0H213L212 2L213 3H210L211 5H213V6H211L210 4H207V3H204V1L203 0H201L200 1V3H198L197 5L196 4H194L192 1H191V4H185V6H183L184 4H180V3H177V2H180L181 0H175V2L177 3H171L170 1L171 0H169V3H168V0H165L166 2H165V5H163V6H161V7H158L157 6V3L158 2H156L155 4V14H154V17H153V19H152V23H150V25H148V27L149 28H146L147 27V25H146V27L144 26V25H142L141 24V21H139L138 23H140L142 26H140L138 23V25H136L135 23L134 24H131L130 23V21H129V18H128V20H126L127 19V17L123 14V15H120L119 16V14L118 15H116L117 13H120L121 14V11L123 12V10H125L124 9V7L123 6H121V4H119L121 7H123V9H121L120 10V8L118 7L117 8V6L115 7L116 9H114V13H113V10H111V12H110V15H109V18H108V22L107 23H109L108 25L110 26H105L104 28H102V26L100 25V23L98 24V19L97 18H95L94 16H88L87 14H86V10H85V6H86V2H85V0H71V4L69 3V1L70 0H59V1H57V0H55ZM61 1L63 2V4L61 3ZM84 1V2H83ZM96 2L97 0H89V2ZM156 1H159V0H156ZM238 1V2H237ZM253 1V2H252ZM261 1V2H260ZM264 1V0H263ZM4 2V0H0V5L2 4ZM34 2V1H33ZM60 2V3H59ZM73 2V3H72ZM78 2V3H77ZM82 2V3H81ZM215 2V3H214ZM222 2V3H221ZM229 2V3H228ZM235 2V3H234ZM238 4H237V3ZM243 2V3H242ZM75 3H77V4H75ZM248 3V4H247ZM251 3H252V5H251ZM264 3V2H263ZM62 4V5H61ZM79 4H81V5H79ZM85 4V5H84ZM167 4H169V5H167ZM205 4H207V5H205ZM239 4H241L243 7H241V5H239ZM256 4V5H255ZM3 5V4H2ZM2 5L0 6V8L2 7ZM123 5V4H122ZM200 5V6H199ZM209 5V6H208ZM225 5V6H224ZM237 5V6H236ZM248 5H250V6H248ZM255 5V6H254ZM257 5H261L260 7H262L263 8V10H262V8H259V6L257 7ZM27 6V7H26ZM31 6V7H30ZM76 6V7H75ZM167 6V7H166ZM182 6V7H181ZM189 6V7H188ZM66 7V8H65ZM68 7H70V8H68ZM166 7V8H165ZM170 7V8H169ZM189 8V9H186V8ZM215 7H216V9H215ZM223 7V8H222ZM228 7V8H227ZM241 7V8H240ZM35 9V10H32V9ZM80 8V9H79ZM157 8L159 9L158 11H157ZM192 8V12H190V9ZM235 8V9H234ZM258 8L260 9V10H258ZM65 9H67V10H65ZM74 9V10H73ZM102 9V8H101ZM162 9V10H161ZM174 9V10H173ZM181 9H183V10H181ZM197 9V10H196ZM199 9V10H198ZM232 9V10H231ZM238 9H239V11H238ZM29 10V12H27ZM69 10H70V12H69ZM211 10H212V12H211ZM36 12L35 14H34V12ZM116 11H117V13H116ZM166 11V12H165ZM182 11H183V13L186 15L185 17H184V14L182 13ZM216 11V12H215ZM237 11V12H236ZM250 11V12H249ZM253 11V12H252ZM259 11V12H258ZM261 11H263V12H261ZM41 12V13H40ZM69 13V14H67L66 15V13ZM180 12L182 13V14H180ZM214 12V13H213ZM217 12H219V13H217ZM29 13V14H28ZM38 13V14H37ZM70 13H72V14H70ZM124 13V12H123ZM191 13H192V15H191ZM237 13V14H236ZM244 13H245V15H244ZM260 13V14H259ZM30 14H32L33 16H31ZM62 14V15H61ZM63 14H65V15H63ZM85 14V15H84ZM113 14H115V16L113 15ZM157 14V15H156ZM160 14V16H158ZM165 14V16H161V15H164ZM168 14V15H167ZM179 14V15H178ZM189 14V15H188ZM197 14L199 15V16H197ZM201 14H202V16H201ZM238 14H240V15H238ZM0 15L2 16V18H1V16H0V19H4V16H6V14H3V13H1V9H0ZM36 15L38 16L37 17V20H36ZM172 15L173 16H175V17H172ZM176 15H177V17H180V18H177L176 17ZM194 15V16H193ZM209 15V16H208ZM219 15L222 17H219ZM224 15V16H223ZM230 15H232V18H231V16ZM260 15V16H259ZM28 16V17H27ZM32 18H31V17ZM42 16V17H41ZM64 16V17H63ZM122 16H124V17H126V18H123ZM193 16V17H192ZM209 18H208V17ZM215 16V17H214ZM229 16V17H228ZM245 16V17H244ZM35 17V18H34ZM40 17V18H39ZM68 17H69V19H68ZM111 17H112V19H111ZM114 17V18H113ZM120 17V18H119ZM200 17V18H199ZM218 19H217V18ZM225 17V18H224ZM235 17V18H234ZM243 17V18H242ZM68 19V20H70V21H68V20H66V23H64L65 21V19ZM74 18V19H73ZM122 18V20H120ZM158 18V19H157ZM160 18V19H159ZM174 20H173V19ZM184 18H185V20H184ZM189 18V19H188ZM191 18V19H190ZM194 18V19H193ZM213 18V19H212ZM228 18H230V19H228ZM234 18V19H233ZM241 18V19H240ZM44 19V20H43ZM60 19H62V23H59V21L61 22V20ZM175 19H177V20H175ZM192 19H193V21H192ZM199 19V20H198ZM206 19V20H205ZM39 20H40V22H39ZM116 20H118V22L116 21ZM158 20H160V21H158ZM202 20V21H201ZM205 20V21H204ZM234 20H236V21H234ZM239 20V21H238ZM244 20V21H243ZM249 20V21H248ZM29 21V22H28ZM32 21H34V22H32ZM37 21V22H36ZM69 22V24H68V22ZM119 21H121V23L119 22ZM156 23H158V24H156ZM192 21V22H191ZM208 21V22H207ZM233 21V22H232ZM31 22H32V24H31ZM127 22V23H126ZM174 22H175V25H174ZM177 22V23H176ZM211 22V23H210ZM232 24H231V23ZM235 22V23H234ZM45 23H47V24H45ZM73 23V24H72ZM114 23V24H113ZM124 23V24H123ZM143 24H144V22H142ZM190 23V24H189ZM195 23V24H194ZM44 24H45V26H44ZM67 25V27H66V25ZM184 24V25H183ZM192 24V25H191ZM221 24H222V26H221ZM226 24V25H225ZM229 24V25H228ZM41 25V26H40ZM46 28V31L44 30V27ZM46 25H48V26H46ZM60 25V26H61ZM122 25H123V27L125 28V29H123V28H121L122 27ZM126 25V26H125ZM158 25V26H157ZM183 25V26H182ZM195 25V26H194ZM227 25H228V27H227ZM61 26V27H62ZM69 26V27H68ZM102 28V29H100V27ZM134 26V27H133ZM151 26H152V28H151ZM247 26H248V28H247ZM20 27V28H19ZM34 27V28H33ZM66 29H65V28ZM138 27V28H137ZM145 28L144 30L145 31H143V28ZM154 27V28H153ZM193 27H194V29H193ZM225 27V28H224ZM240 27V28H239ZM251 29H250V28ZM2 28L3 27H1V29H0V31L2 30ZM18 28H19V30H18ZM25 28H27V30L25 29ZM105 28L107 29V30H105ZM110 28V29H109ZM179 28H180V30H179ZM189 28H192V29H189ZM198 28V31L199 32H197L196 31V29ZM203 28V29H202ZM236 28V29H235ZM23 29H25L26 31V33H24V30ZM29 29V30H28ZM75 29V30H74ZM176 29H177V32H176ZM210 29V30H209ZM223 29H224V31H223ZM226 29V30H225ZM230 29V30H229ZM30 30H31V33H29L30 32ZM40 30V31H39ZM72 30V31H71ZM78 30V31H77ZM105 30V31H104ZM122 30L124 31V30H127L128 31V33L129 32H131V33H129L130 34V38L131 39H133V40H131L130 38H129V34H127L126 35V31H124V32H122ZM182 30V32H180ZM195 30V31H194ZM241 30V31H240ZM243 30H245V32L243 33ZM12 32V34L10 35L11 37L13 36V37H17V35H18V37L16 38V40H18V41H21V42H17L16 44H15V48H14V50H15V52L13 51V55H14V59L15 60H13L14 62L13 63H15V64H13V68H12V66H11V68H10V70H13V71H15V70H17L18 68H19V66L18 65H22L23 63H27V64H29V63H32L33 62V56H34V52H33V50H32V52H30L31 50L29 49V47L31 46L30 44H31V42H27V39L25 40V42H24V39L25 38H23L22 39V37L23 36H21V35H19L16 31V33L15 32ZM42 31V32H41ZM61 31H63L62 33L63 34H60L61 33ZM76 31V32H75ZM139 31H141V32H139ZM147 31V32H146ZM152 31H153V35L155 36H153V35H151V33H152ZM155 31V32H154ZM246 31H247V33H246ZM261 31V32H260ZM34 32V36H35V34H36V38L32 35V33ZM36 32V33H35ZM37 32L39 33V36H38V34H37ZM71 32V33H70ZM89 34H88V33ZM104 32V33H103ZM120 32V33H119ZM143 32H145V33H143ZM148 32H149V34H148ZM176 32V33H175ZM180 32V33H179ZM196 32V33H195ZM202 32V33H201ZM226 32V34L224 35V33ZM234 32V33H233ZM13 33H14V35H16V36H14L13 35ZM43 33V34H44ZM67 33V34H66ZM84 33V34H83ZM97 33V34H96ZM122 33L125 35V38L127 37V40H125L124 39V36H122ZM140 33L143 35H140ZM147 33V34H146ZM183 33V34H182ZM189 33H191V34H189ZM220 33V34H219ZM238 33V34H237ZM262 33V34H261ZM27 34V35H26ZM31 34V35H30ZM106 34H108V35H106ZM181 36H180V35ZM200 34V35H199ZM219 34V35H218ZM222 34V35H221ZM249 34V35H248ZM58 35H59V37H58ZM85 35V36H88V37H86V39H87V41H88V45L89 46H87V49H85L83 46H84V41H83V38H85V36L83 37V36ZM97 35H98V39H97ZM137 35V36H136ZM138 35H139V37H138ZM148 35V36H147ZM175 35H176V37H175ZM263 35V36H262ZM38 36V37H37ZM75 36V37H74ZM78 36V37H77ZM94 38H92V37ZM96 36V37H95ZM133 36H135V37H133ZM142 36V37H141ZM179 36V38H177ZM3 37V36H2ZM4 37H8V35L7 36H4ZM4 37H3V39H4ZM28 37H30V38H28ZM34 37V38H33ZM123 37V38H122ZM183 37V38H182ZM189 39H187V38ZM194 37V38H193ZM234 37V38H233ZM238 37V38H237ZM0 38H1V36H0ZM33 38V39H32ZM103 38V39H102ZM118 38V39H117ZM130 40H129V39ZM152 38H154V39H152ZM215 38H219V39H215ZM224 38V39H223ZM226 38V39H225ZM2 39V38H1ZM0 39V40H1ZM2 39V40H3ZM65 39V40H64ZM79 39V40H78ZM89 39H90V41H89ZM96 39V40H95ZM145 41H144V40ZM149 39H151V40H149ZM159 41H158V40ZM179 39L180 40H182V41H179ZM185 39V40H184ZM228 39V40H227ZM8 41H9V39H7ZM69 40V41H68ZM81 40V41H80ZM116 40H118V42L116 41ZM120 40L121 41H123V42H120ZM130 41V43H132L131 45H130V43H129V41ZM146 40H149V42L147 41L146 42ZM153 40L154 41H156V43L155 42H153ZM197 40V41H196ZM211 40V41H210ZM214 40V41H213ZM241 40V41H240ZM242 40H245V41H242ZM248 40V41H247ZM23 41V42H22ZM96 43H94V42ZM102 41V42H101ZM114 41V42H113ZM140 41V42H139ZM179 41V42H178ZM220 41V43H218ZM222 41V42H221ZM224 41V42H223ZM73 42H75V43H73ZM78 42H80V44L78 43ZM113 42V44L111 45V43ZM124 42H126V43H124ZM142 42V43H141ZM146 42V43H145ZM150 42H151V44H150ZM159 42V43H158ZM172 42V43H171ZM175 42V43H174ZM197 42V43H196ZM201 42H203V43H201ZM237 44H236V43ZM19 43V44H18ZM21 43H24L25 45H23L22 44V46L20 45ZM29 44V45H26V44ZM33 43V42H32ZM67 43H69V44H67ZM77 43V44H76ZM89 43H91V44H89ZM94 43V44H93ZM140 43H141V47H143L144 46V44H146L145 46H147L146 47V50L148 51V52H146V50H144V51H141V50H138L139 51V53L138 54H136V55H138V56H140V57H142V56H145V57H142L141 58V60H146V61H144V63H142L143 65H141L140 66V68H138V70H137V66L138 65H140L139 63H137V62H140V59H139V57L138 58H134V56H133V54L134 53H137V50H135V52L134 51H132L131 49H135L136 47L135 46H133V44H135V45H137V48H139L140 47ZM155 43V44H154ZM188 43V44H187ZM189 43H191V44H189ZM193 43V44H192ZM206 45H205V44ZM212 43V44H211ZM219 44V45H216V44ZM223 43V44H222ZM227 43V44H226ZM231 43H232V45H233V47H232V45H231ZM235 43V44H234ZM245 45H244V44ZM248 43V44H247ZM75 44V45H74ZM97 44H99V45H97ZM109 44V45H108ZM122 44V45H121ZM148 44H150V45H148ZM172 44V45H171ZM199 44V45H198ZM204 44V45H203ZM215 44V45H214ZM228 44H229V46H228ZM238 44H240V45H238ZM69 45V46H68ZM78 45V46H77ZM92 45V46H91ZM113 45L115 46V47H113ZM118 45V46H117ZM174 45V46H173ZM182 45H183V47H182ZM226 45V46H225ZM234 45H235V47H234ZM26 48H25V47ZM77 46V47H76ZM82 48H80V47ZM102 46V47H101ZM109 46V47H108ZM131 48H130V47ZM144 46V47H145ZM156 48H155V47ZM175 46H177V47H175ZM191 46V47H190ZM209 46V47H208ZM241 46H242V48H241ZM18 47H23V48H25V50L23 51V52H25L26 50H27V48L29 49L28 50V52L26 53L25 52V54H22V50H23V48L21 49V48H18ZM73 47V48H72ZM112 47V48H111ZM127 47H129L128 48V50H130V51H132V52H130V51H128L126 48ZM151 48L150 50H148L147 48ZM173 47H174V49H173ZM178 47H180L179 48V50H178ZM201 47V48H200ZM244 47V48H243ZM16 48H17V51H16ZM72 48V49H71ZM79 48V49H78ZM91 48V49H90ZM118 48V49H117ZM153 48V49H152ZM185 48V49H184ZM187 48V49H186ZM196 48V49H195ZM210 48H212V49H210ZM226 49V50H224V49ZM248 48V49H247ZM259 48V49H258ZM67 49H70V50H68L67 51ZM76 49V50H75ZM84 49V50H83ZM108 49V51H106ZM125 49H126V51H125ZM145 49V48H144ZM184 49V50H183ZM200 49H202V50H200ZM205 49V50H204ZM207 49V50H206ZM217 51L216 53H215V50ZM221 51V52H218L219 50ZM222 49L224 50V51H222ZM230 49V50H229ZM234 49V50H233ZM236 49V50H235ZM244 52H242L241 50ZM74 50V51H73ZM112 50L114 51V52H112ZM118 50V51H117ZM176 50V51H175ZM192 50V51H191ZM248 50V51H247ZM262 50H263V52H262ZM110 51V52H109ZM149 51H151V52H149ZM212 51V52H211ZM239 52V53H235V52ZM30 52V53H29ZM103 52V53H102ZM107 52H109L108 54H107ZM130 52V53H129ZM142 52V53H141ZM155 54H154V53ZM176 52V53H175ZM178 52V53H177ZM196 54H195V53ZM198 52V53H197ZM202 52V53H201ZM224 52V53H223ZM229 52V53H228ZM261 52V53H260ZM18 55H17V54ZM101 53V54H100ZM111 53H113V54H111ZM133 53V54H132ZM151 53V54H150ZM181 53V54H180ZM220 53V54H219ZM260 53V54H259ZM29 55V57H28V55ZM31 54H32V57H31ZM68 54V55H67ZM74 54V55H73ZM116 54V55H115ZM120 55V56H118V55ZM122 54V55H121ZM129 55V56H127V55ZM141 54V55H140ZM143 54H146V55H143ZM149 54V55H148ZM184 54V55H183ZM190 54V55H189ZM203 56V58H201L202 56ZM211 54H213L212 56H211ZM228 54V55H227ZM233 54V55H232ZM238 54V55H237ZM243 54V55H242ZM20 55H23L22 57L20 56ZM25 55V56H24ZM79 55V56H78ZM84 55V56H83ZM96 55V56H95ZM99 55V56H98ZM106 55V56H105ZM112 55H114V57H110V56H112ZM135 55V54H134ZM179 55H181V57L179 56ZM186 55H187V58H189V56H190V61L189 62H192V65H194L193 67L194 68H196L195 70L197 71V67L198 66H200L201 67V64H200V62H201V60L203 59H205L204 60V63L206 64V66H204V67H201V68H204L205 69V71H207V69L210 71V69H212L211 67H213V64L212 63H210V58L212 57L213 58V61H211V62H213L214 63V67H215V69L217 70V69H220V71L218 72V71H216V72H218V73H221V71H222V75L221 76H215V78H217V80H219L220 81V84H219V81H217V80H215L214 81V83H216V85L215 86H217L216 88H215V86H214V88L215 89H217V91H215L214 90V94H215V96L217 97H215V96H213V97H215V98H213V100L212 101H215L213 104H212V109L211 108H208V109H205L207 112L209 111V112H211V111H213V112H211L210 114H207V116L204 114V115H202V117H201V115H199L198 116V118L197 119H199L198 120V124L199 123H201L202 121L203 122H205V124L203 123L202 124V126L204 125H207L206 126V128H205V130H208L209 132H207V131H203L202 129H201V127H200V125H198L197 124V122H196V120L194 121V122H192V121H187L184 125L183 124H181L180 123V121L182 122V118L185 116V115H192V112H193V110H195L196 108H199L198 107V104H196V102H194L195 100L193 99V95L192 94H194L195 93V91H196V89L197 88H195L196 86V84L199 82V80H197V78L195 79V82H194V85H193V87H192V85L191 84H189V83H187V82H190V78H189V80H187V78L185 79L186 81V83L184 82V78H185V76H184V78H183V74L184 75H186V77H189L188 75L191 73L192 74V76H193V74L195 75H198V76H196L195 75V77H198V79L200 78V75L198 74V73H200L201 71H195L194 73H192L193 72V67H191V68H193V69H190L189 68V66L191 65V64H189V66H188V72H187V69H184V68H187V64L189 63V62H183L185 59H182V58H184V56L186 57ZM196 56V55H200V59L198 58V56L195 58V60H194V57H191V56ZM211 56V57H209V56ZM215 55V56H214ZM216 55H217V57H216ZM225 57H224V56ZM67 56H70V57H68V59H67ZM98 56V57H97ZM101 56H102V58H101ZM108 56V58H106ZM146 56H150V57H148L147 59H146ZM173 56H178V58L177 59H180V61H181V59L183 60V61H181V62H179L178 60H176V58L175 57H173ZM21 57V58H20ZM26 57H27V61H26ZM121 57H123V58H121ZM180 57V58H179ZM209 57V58H208ZM235 57H237V61H238V59L239 60H241V62H236V58ZM242 57V58H241ZM253 57V58H252ZM263 59H262V58ZM75 58V59H74ZM99 58V60L100 59H102L100 62H99V60H97L98 62H96L95 61V59H98ZM104 58H106V60L104 59ZM111 58V59H110ZM118 58V59H117ZM154 58V59H153ZM199 59V61L200 62H198V59ZM211 58V59H212ZM215 58H217V59H215ZM219 58H220V60H219ZM226 58H227V60H226ZM230 58V59H229ZM233 58V59H232ZM247 60H246V59ZM257 58V59H256ZM25 59V60H24ZM30 59V60H29ZM32 59V60H31ZM70 59V60H69ZM77 59V60H76ZM103 59H104V61L105 62H103ZM112 59H113V62L114 63H112ZM123 59V60H122ZM126 59H128V61L130 60V62L128 63L127 62V60ZM133 59H135L136 61H135V64H134V60ZM192 59V60H191ZM261 59V60H260ZM76 60V61H75ZM126 60V61H125ZM177 62V64L175 63V61ZM194 60V61H193ZM202 60V61H203ZM214 60L215 61H217L216 62V64H219L218 65V67L216 66V64H215V62H214ZM229 60H231V61H229ZM235 60V61H234ZM261 62H259V61ZM263 60V61H262ZM15 61H19L18 63L17 62H15ZM75 61V62H74ZM107 61V62H106ZM111 61V62H110ZM122 63H121V62ZM125 61V62H124ZM187 61V60H186ZM195 61H197V66H195ZM224 63H223V62ZM227 61V62H226ZM21 62V63H20ZM85 62V63H84ZM94 62V64H92ZM102 62V63H101ZM112 63V65L113 66H111L110 65V63ZM116 62V63H115ZM124 62V63H123ZM142 62V61H141ZM183 62V63H182ZM210 63V65H209V63ZM219 62V63H218ZM226 62V63H225ZM233 63V65L231 64V63ZM101 63V64H100ZM107 63V64H106ZM126 63V64H125ZM137 63V64H136ZM185 64V66L186 67H184V65H180V64ZM194 63V64H193ZM200 65H199V64ZM207 63H208V66H210L209 68H207ZM220 63H223V64H221V66H220ZM229 63V64H228ZM18 64V65H17ZM73 64V65H72ZM79 64V65H78ZM90 66L89 67V69L88 70H90V71H88L89 73H87V71H84V67L86 66ZM92 64V65H91ZM105 64V65H104ZM129 64H130V66H129ZM176 64V65H175ZM179 64V65H178ZM205 64H203V62H202V65H205ZM228 64V65H227ZM237 64V65H236ZM83 65H85V66H83ZM94 65V66H93ZM101 65H104L105 67H108L107 69L104 67V66H101ZM122 65V66H121ZM175 65V66H174ZM191 65V66H192ZM222 65H223V67H222ZM226 67H225V66ZM232 67H231V66ZM240 65V66H239ZM99 66H100V68H99ZM133 66H134V68H133ZM177 66V67H176ZM178 66H180V68H181V66H183V70L182 71H184V72H180L179 73V71H180V69L179 70H177L179 67ZM220 66V67H219ZM236 66V67H235ZM237 66H238V68H237ZM260 66V67H259ZM18 67V68H17ZM74 67V68H73ZM76 67V68H75ZM103 67V68H102ZM113 67V68H112ZM123 67H126V69L125 68H123ZM130 67V68H129ZM146 67H147V65H146ZM177 69H176V68ZM200 67H198V69L200 68ZM213 67V68H214ZM225 67V68H224ZM258 67H259V70L261 71V73L259 72V70H258ZM104 69L105 71H102V69ZM124 69V71H123V69ZM144 68H145V66H144ZM92 69V70H91ZM122 69V70H121ZM190 69V70H189ZM222 69V70H221ZM226 69V70H225ZM230 69V70H229ZM240 69V70H239ZM245 69V70H244ZM255 69H257V70H255ZM19 70V69H18ZM126 70V71H125ZM131 70H133V72L130 71ZM147 70V69H146ZM200 70V69H199ZM202 70V69H201ZM46 71H48L47 69H46ZM77 71H79V72H77ZM123 71V72H122ZM137 71V72H136ZM173 71H175V72H173ZM176 71H178V72H176ZM202 71H204V70H202ZM212 71V70H211ZM73 72H76L74 75H73ZM143 72V71H142ZM147 72V71H146ZM145 72V70H144V72L143 73H146ZM159 74H158V73ZM256 72H258V74H256ZM148 73H146V75L148 74ZM162 73H165L164 75H168V76H166V77H170L171 76V79H172V76H174L173 75V73L176 75V76H174L175 77V79H176V81H172L171 79H168V78H166V77H164L163 75H162V77H163V80H169V82L170 81H172L173 82V84L174 85H176V84H178V85H176V86H178L179 88V90L178 89H173V84H170V85H172V86H169V82H168V80L166 81H164V83L161 81L162 80V77H161V75L160 74H162ZM178 73H179V75H181V78L178 76L177 77V75H178ZM218 73L216 74V75H218ZM223 73L225 74V76H226V78L228 77V79L226 80V78L224 77V75H223ZM229 73H232V74H229ZM230 75V77H229V75ZM241 74V75H240ZM248 74H250V75H252V76H250V75H248ZM255 74V75H254ZM260 74V75H259ZM83 75V76H84ZM120 75V76H119ZM134 75V76H135ZM145 75V76H146ZM150 74H148V76H149ZM158 75V76H157ZM170 75V76H169ZM220 75V74H219ZM232 75V76H231ZM257 75H259L258 77H256ZM132 77L131 79H130V77H129V79H128V81H130V82H132V84H134L138 79H137V77ZM142 76H143V74H142ZM91 77V78H90ZM147 77V76H146ZM150 77V76H149ZM161 77V79H159V78ZM220 77H222V78H225L224 80L223 79H221ZM158 78V79H157ZM178 78L180 79L179 81H178ZM183 78V79H182ZM242 78V79H241ZM254 78H256V80L257 81H260V82H256L255 80H254ZM84 79V78H83ZM133 79H137V80H135L134 82H133ZM174 79V80H175ZM183 81H182V80ZM194 79L192 80V82L194 81ZM252 79V80H251ZM197 80V81H196ZM128 81L126 82L127 84H126V86L128 85V87L126 88L127 90H126V93H128L129 94V92H128V88H130L129 86H131V84L130 83H128ZM181 81H182V83L184 84L185 83V85H183L182 83H181ZM223 83H222V82ZM235 81V82H234ZM244 81H246L248 84H244ZM253 81H255V82H253ZM171 82V83H172ZM175 82H177V83H175ZM179 82L183 85V86H187L186 88H189L190 89V87H191V89L189 90L188 89V92H186L185 93V91H187L186 89H184V87L182 88V87H180L181 86V84L179 85ZM191 82V83H192ZM197 82V83H196ZM230 82V83H229ZM136 83V84H137ZM218 83V84H217ZM259 83V84H258ZM76 84V85H75ZM94 85V86H97V87H95L94 88V86L92 87V85ZM193 84V83H192ZM224 84V85H223ZM227 84V85H226ZM244 84V85H243ZM251 84V86H249ZM253 84V85H252ZM139 84H138V86H140ZM190 85V86H189ZM226 85V86H225ZM260 86V87H258V89H255L254 87H256L257 88V86ZM223 86H225V87H223ZM233 86V87H232ZM246 86H249V87H251L249 90L250 91H248V88L249 87H246ZM153 87V88H152ZM157 87H159V89L160 90H157L158 88ZM163 89H161V88ZM244 87V88H243ZM119 90H118V89ZM142 88V89H141ZM157 88V89H156ZM171 89V91L170 92H166L168 89ZM177 88V87H176ZM225 88V89H224ZM228 88V89H227ZM246 88H247V90H246ZM253 88V89H252ZM47 93H48V95H47V100H43L41 103V105H43V102L45 103V102H47V103H49L50 102V98L48 97V96H51V92L52 91H49L51 88H50V86L49 87H47ZM73 89H74V91L75 92H73ZM144 89V90H143ZM165 89H166V91H165ZM169 89V90H170ZM52 90V89H51ZM90 90V89H89ZM92 90H90L89 92H91ZM135 90V91H136ZM168 90V91H169ZM176 90H178L179 92H181L182 90L184 91V94H180V98H181V95H183V97H185L184 99H186L185 101V103L184 102H182L183 100L181 99L180 100V98H179V95H177V94H179V92L177 91V94L174 92V91H176ZM181 90V91H180ZM192 90V92L193 93H191L190 91ZM228 90V91H227ZM253 90V91H254ZM261 90V88L259 89V91ZM148 91V92H147ZM151 91V93L149 94V92ZM165 91V92H164ZM219 91V92H218ZM246 91H248V93L246 92ZM50 92V93H49ZM116 92H117V94H116ZM142 92V93H141ZM218 92V93H220V94H218V95H216V93ZM228 92V93H227ZM145 94V96H144V94ZM155 93V94H154ZM171 93V94H170ZM189 93H191V94H189ZM229 93H231V94H229ZM52 94H53V92H52ZM141 94H143V95H141ZM152 94H154L153 96H155V97H157L156 95H158V105L156 104L157 103V100H156V98L155 97H153L152 96ZM175 95V99H176V97H177V99L178 100H175L174 99V96H172V95ZM189 94V95H188ZM260 94H261V92L259 93V97H260ZM77 95V96H76ZM79 95V96H78ZM117 95H118V98H117ZM160 95H163V96H160ZM185 95V96H184ZM243 95V96H242ZM142 96H143V98H142ZM150 98H149V97ZM189 96V97H188ZM231 96V97H230ZM248 96L249 97H252V98H248ZM159 97H160V99H159ZM225 97H228V98H225ZM247 97V98H246ZM254 97H255V99H254ZM149 98V99H148ZM153 98V99H152ZM168 98V99H167ZM188 98H192V99H189V100H187ZM152 99V101H153V105L154 104H156V106H153L152 105V101H150ZM155 99V100H154ZM169 99H171V100H169ZM216 99H217V101H216ZM225 99V100H224ZM251 99H253V100H251ZM80 100V101H79ZM149 100V101H148ZM193 100V101H192ZM228 102H227V101ZM255 100H257L256 102H255ZM77 101H79V102H77ZM121 101V102H120ZM144 101V102H143ZM222 101V102H221ZM225 101V102H224ZM243 101V102H242ZM253 101H254V103H253ZM118 102V103H117ZM125 102V103H126ZM138 102V103H137ZM180 102V103H179ZM221 102V103H220ZM224 102V103H223ZM227 102V103H226ZM250 102H252V105L250 104ZM107 103V104H106ZM126 103V104H127ZM140 103V104H139ZM142 103H144V104H142ZM149 103H151V104H149ZM179 105H178V104ZM182 103H184V104H182ZM239 103V104H238ZM148 104L150 105V106H148ZM191 104V105H190ZM194 104V105H193ZM216 104H217V106H216ZM255 106H254V105ZM40 105V106H41ZM142 105V106H141ZM171 105V106H170ZM176 105V106H175ZM178 105V106H177ZM184 105V106H183ZM216 106V107H213V106ZM107 106V107H106ZM145 106V107H144ZM147 106V107H146ZM185 106H187L189 109V111H186V112H184L185 111V108L187 109V107H185ZM196 106V107H195ZM252 106H254L253 108H255L254 110H253V108H252ZM257 106V107H256ZM153 107L155 108L154 110H152L153 109ZM193 107V108H192ZM217 107H219V108H217ZM220 107H221V109H220ZM140 108V109H139ZM149 108V109H148ZM157 108V109H156ZM174 108V109H173ZM217 108V109H216ZM260 109V110H257V109ZM111 111H110V110ZM143 111L142 113H141V111ZM150 110H151V112H150ZM157 110H158V113H157ZM180 112V113H178V111ZM184 110V111H183ZM204 110V111H205ZM215 110V111H214ZM220 110H221V112H220ZM226 110V111H225ZM229 110V111H228ZM236 110V111H235ZM137 111H138V113H137ZM167 111V112H166ZM205 111V112H206ZM218 111V112H217ZM107 112H111V114H109V113H107ZM156 112V113H155ZM159 112H161L162 113V115H160L161 113H159ZM181 112H184L183 114H181ZM202 112V111H201ZM208 112V113H209ZM225 112V113H224ZM238 112V113H237ZM248 112V113H247ZM252 115H256V116H251V114ZM200 113V112H199ZM203 113V112H202ZM213 113H215V115L213 114ZM108 114H109V116H108ZM185 114V115H184ZM227 114V115H226ZM232 114H233V116L235 117H233L232 116ZM247 116H246V115ZM17 115H20L19 117H15V120L17 119V121L20 119V118H22V116H21V113H17L16 114V116ZM156 115H159V117H157ZM216 115H218L219 117H217L218 119H219V122H218V125H217V121H218V119L216 118ZM239 115V116H238ZM241 115V116H240ZM152 116H154V117H152ZM155 116L159 119V120H161V116H166V117H162L163 118V121H161V123L159 122V121H157L156 122V120H155ZM243 116V117H242ZM251 116V117H250ZM110 117H112V119L110 118ZM207 117H208V119H207ZM248 118V119H245V118ZM257 117V118H256ZM110 118V119H109ZM153 118H154V120H153ZM178 118V119H177ZM239 118H241V119H239ZM243 118V119H242ZM107 119H108V121H107ZM148 121H147V120ZM150 119V120H149ZM157 119V120H158ZM167 119V124H166V120ZM201 119V120H200ZM210 119V120H209ZM213 119V120H212ZM233 119V120H232ZM239 119V120H238ZM255 119H256V121H255ZM3 120H5V121H3ZM106 120V121H105ZM114 120V121H113ZM152 120V121H151ZM212 120V122H210ZM215 120H217V121H215ZM227 120V121H226ZM247 120L249 121L248 122V124H247ZM262 120V121H261ZM2 121V122H1ZM1 121H0V126L2 125V126H6L7 125V123H8V119H6V118H2L1 119ZM19 121H21V119L19 120ZM140 121V122H139ZM145 121H147L148 123L147 124H149V123H151V122H155V123H158V126H160L159 128H161V131L163 132H165L166 134H164V133H160V134H162V135H159L157 138H151L150 136H144V132H145V130H146V126L145 125H147L146 124V122ZM165 121V122H164ZM201 121V122H200ZM214 121V122H213ZM233 121H235L234 123H232ZM245 121V122H244ZM253 121V122H252ZM4 122V123H3ZM7 122V123H6ZM115 122V123H114ZM139 122V123H138ZM174 125L175 124V126H173L171 123ZM189 122V123H188ZM192 122V123H191ZM210 122V123H209ZM240 124H239V123ZM250 122H251V124L253 125H250ZM137 123V124H136ZM161 125H160V124ZM208 123V124H207ZM212 123H214V124H212ZM216 123V124H215ZM220 123V124H219ZM224 123V124H223ZM244 123V124H243ZM262 123V124H261ZM109 124V125H108ZM112 124H113V126H114V128L112 127ZM115 124V125H114ZM145 124V125H144ZM210 124H212V126L210 125ZM233 124V125H232ZM247 124V125H246ZM255 124V125H254ZM169 125V126H168ZM178 125H180L181 126V128H179V126ZM188 126L189 127V131L185 128V130H184V126ZM192 125H195V127L193 126L192 127ZM214 125H216V126H214ZM239 125V126H238ZM245 125V126H244ZM0 127V134H2V135H0V242H1V244H0V254L2 253V255H0V264H16V262H14V256L15 255H17V252L18 251H16V248L17 249H19L18 247V245H19V238L21 237V235L20 234H22V229H23V227L25 228V224H26V226H28V224H29V222H30V217H31V215H32V212H33V210L32 209H35L36 207V203H33V201H34V199H35V197H34V195H33V193H32V191H33V189H34V187L33 188H31L32 186H34V182L32 181V179H33V177H32V175L34 176V174L33 173H36L35 171L37 170V167L36 166H38V164H37V161L35 162V160H36V158L38 157V144H37V142L39 143V141H40V139H38L37 137H35L34 135H32V137H29V135L31 136V134L29 133V135H28V133L26 134V133H24V132H20V134H19V132L18 133H16V132H10V131H8L7 130V128H6V130H4V128L3 127ZM107 126V127H106ZM118 126V127H117ZM169 127L171 130H168L166 127ZM183 126V127H182ZM196 126H197V128H196ZM230 126V127H229ZM247 126H250V127H248L247 129H245ZM108 127H109V129H108ZM164 127V128H163ZM176 127V128H175ZM178 127V128H177ZM199 127V128H198ZM211 127V128H210ZM216 127V128H215ZM222 127V128H221ZM238 127V128H237ZM253 127V128H252ZM3 128V129H2ZM116 128V129H115ZM163 128V129H162ZM193 128V129H192ZM208 128V129H207ZM213 128H215V129H213ZM220 128V129H219ZM224 128V129H223ZM235 128V129H234ZM263 128V129H262ZM141 131H140V130ZM167 129V130H166ZM180 129V130H179ZM183 129V130H182ZM190 129H191V131H190ZM221 131H219V130ZM242 129H243V131H242ZM108 130V131H107ZM196 130V131H195ZM214 132H213V131ZM223 130H224V132H223ZM225 130H227L226 132H225ZM138 131V132H137ZM178 131H182L180 134H179V132ZM216 131V132H215ZM248 131V132H247ZM5 132H7V133H5ZM8 132H10V133H8ZM109 132V133H108ZM189 132V133H188ZM207 132V133H206ZM218 132V133H217ZM239 132V133H238ZM240 132H241V134L244 136V138H243V136L240 134ZM244 132V133H243ZM263 132V133H262ZM14 133V134H13ZM172 133V134H171ZM195 133V134H194ZM196 133H198L197 135H196ZM209 133V134H208ZM220 133V134H219ZM229 133V134H228ZM23 134V135H22ZM202 134V135H201ZM220 136H219V135ZM235 134V135H234ZM249 134V135H248ZM6 136V138L4 137V136ZM15 135V136H14ZM112 135V136H111ZM115 135H116V137H115ZM120 135V136H119ZM136 135L138 136L137 138H136ZM170 136V135H172L171 137H167V136ZM214 135V136H213ZM222 135V136H221ZM224 135V136H223ZM231 135V136H230ZM238 135V136H237ZM254 135V136H253ZM33 136L35 137V138H33ZM185 136V137H184ZM21 137V138H20ZM23 137V138H22ZM28 137H29V140H27L28 139ZM124 137V138H123ZM150 137V138H149ZM174 137V138H173ZM182 137V138H181ZM186 137H187V141H186ZM223 137V138H222ZM241 137H242V139H241ZM15 138V139H14ZM31 138V139H30ZM163 138V139H162ZM165 138V139H164ZM213 138V139H212ZM227 138H230L229 140L227 139ZM12 139V140H11ZM20 139H22V140H20ZM35 139L37 140L36 142H35ZM49 139H51L49 136L47 137V139H45V140H49ZM120 139V140H119ZM127 139V140H128ZM137 139H139V140H137ZM150 139V140H149ZM154 139V140H153ZM167 139V140H166ZM178 139V140H177ZM215 139H216V141H215ZM220 139V140H219ZM232 139H234V140H232ZM260 139V140H259ZM261 139H262V141H261ZM44 140V139H43ZM44 140V141H45ZM65 140V139H64ZM64 140H63V143L64 144H66L67 142V139L65 140V142H64ZM143 140V141H142ZM149 140V141H148ZM152 140V141H151ZM165 140V141H164ZM173 140H175V141H173ZM211 140V141H210ZM226 140H228V141H225ZM239 140H240V142H239ZM249 140V141H248ZM251 140V141H250ZM8 141V142H7ZM24 141L27 143V142H29V143H27L28 145H26V146H24L26 143H24ZM52 140H49V141H47V143L49 142H51ZM116 141V142H115ZM145 141H147V142H145ZM157 141V142H156ZM159 141H161V142H163L162 144L164 145H162ZM200 142V144L198 143V142ZM219 141V142H218ZM220 141H221V143H220ZM223 141V142H222ZM244 143H243V142ZM257 141V142H256ZM33 144H32V143ZM46 142V141H45ZM144 142V143H143ZM157 143V145L156 144H154V143ZM164 142H166V143H164ZM178 142V143H177ZM227 142H229V143H227ZM246 142V143H245ZM263 142V143H262ZM11 143V144H10ZM140 143V144H139ZM196 143H198V144H196ZM218 143H220L219 144V146H217L218 145ZM232 143V144H231ZM248 143V144H247ZM252 143V144H251ZM114 144V145H113ZM132 144V145H131ZM137 144V145H136ZM168 144V145H167ZM180 144V145H179ZM187 144V145H186ZM235 144V145H234ZM4 145V146H3ZM38 145V146H37ZM143 145V146H142ZM152 145H156L155 147H152ZM191 145V146H190ZM201 145H202V147H201ZM232 145V146H231ZM240 145V146H239ZM256 145V146H255ZM6 146V147H5ZM113 146H115V147H113ZM139 146V147H138ZM144 146H145V148H144ZM189 146V147H188ZM207 148H206V147ZM221 146V147H220ZM228 146H229V148H228ZM236 146H238V147H236ZM253 146V147H252ZM260 146V147H259ZM21 147V148H20ZM32 147V148H31ZM160 147H161V149H160ZM167 147V148H166ZM172 147V148H171ZM242 147V148H241ZM248 147V148H247ZM24 150H23V149ZM26 148V149H25ZM134 148H136V149H134ZM156 150V151H158L159 150V152H156L154 149ZM194 148V149H193ZM198 148H199V150H198ZM201 148H202V150L204 151L203 153H205L204 154V156H203V153H202V150H201ZM205 148V149H204ZM217 148V149H216ZM232 148V149H231ZM252 148H254V149H252ZM34 149H36V150H34ZM152 149V150H151ZM167 149V150H166ZM189 149V150H188ZM193 149V150H192ZM215 149V150H214ZM225 149V150H224ZM226 149H227V151H226ZM21 150V151H20ZM96 148L94 147V149H93V151H92V155H91V160L94 162V165L93 166H95V165H97V166H95V168L92 166V169L94 170V171H92V173H100L102 170L105 172L106 171V173L107 172H109V171H111L112 169H113V163L110 165V163L111 162H113L112 160V157L110 156H106L104 159H102L101 160V158H100V155H99V153H97L98 151L96 150ZM166 150V151H165ZM170 150V151H169ZM186 150V151H185ZM201 150V151H200ZM229 150H231V151H229ZM242 150V151H241ZM258 150H261V151H258ZM96 153H95V152ZM131 151V152H130ZM133 151V152H132ZM154 151H155V153H154ZM173 151H175V153L173 152ZM223 151V152H222ZM225 151V152H224ZM258 151V152H257ZM17 152V153H16ZM19 152V153H18ZM21 152H22V154H21ZM28 152V153H27ZM173 152V153H172ZM192 152H193V154H192ZM212 152H213V155H212ZM243 152V153H242ZM247 152H249V154L247 153ZM254 152H256V153H254ZM11 153V154H10ZM132 153V154H131ZM157 153V154H156ZM161 153V154H160ZM163 153V154H162ZM172 153V154H171ZM186 153V154H185ZM200 153V154H199ZM202 153V154H201ZM208 153V154H207ZM250 153H253V154H250ZM258 153V154H257ZM259 153H260V155H262V156H260L259 155ZM18 154V155H17ZM30 154V155H29ZM160 155V156H162V158L159 156H157V155ZM248 154V155H247ZM34 155H36V156H34ZM147 155H148V157H147ZM152 155V156H151ZM216 155V156H215ZM223 155V156H222ZM225 155V156H224ZM245 155H247V156H245ZM250 155V157H248ZM253 155V156H252ZM256 155H258V157L256 156ZM6 156V157H5ZM24 156V157H23ZM25 156H26V158H25ZM33 156L34 157H36V158H34L33 160H32V158H33ZM56 156H57V158H56ZM60 156V157H59ZM55 155V160H57V159H62L63 157H64V159H67L66 158V156L64 155V154H61V155ZM63 156V157H62ZM130 156L132 157V159H133V156H135L134 157V159H135V161L134 160H132L131 161V158H130ZM146 156V157H145ZM149 156H150V158H149ZM155 156V157H154ZM200 156H201V159H200ZM203 156V157H202ZM228 156V157H227ZM245 156V157H244ZM4 157V158H3ZM11 159H10V158ZM14 157V158H13ZM18 157H20V159L18 158ZM59 157V158H58ZM107 157H109V158H107ZM166 157V158H165ZM209 157V158H208ZM215 157V158H214ZM233 157H234V159H233ZM237 157V158H236ZM252 157H254V158H252ZM256 157V158H255ZM24 158V159H23ZM98 158H99V162H98ZM111 158V159H110ZM145 158H147V159H145ZM222 158V159H221ZM243 158H245V160L246 159H248V158H250V160L248 159L247 160V162H245V160L243 159ZM261 158V159H260ZM7 159V160H6ZM13 159V162L11 161ZM21 159H23L22 161H21ZM27 159H29L28 160V162H27ZM129 159H130V161H129ZM148 159H150V160H148ZM157 159H159V161L157 160ZM162 159H164V160H162ZM166 159V160H165ZM174 159V160H173ZM241 159H242V161H241ZM2 160L4 161L3 163H2ZM19 160V161H18ZM33 161V164H32V161ZM100 160H101V162H100ZM143 160V161H142ZM144 160L146 161V160H148V162L146 161V162H144ZM171 160V161H170ZM186 160V161H185ZM197 160V161H196ZM253 162H252V161ZM259 160V161H258ZM18 161V162H17ZM91 161V163H93ZM104 161V162H103ZM184 161V162H183ZM188 161V162H187ZM190 161V162H189ZM193 161V162H192ZM206 161V162H205ZM211 161V162H210ZM236 163H235V162ZM238 161V162H237ZM251 161V162H250ZM260 161V163L261 164H258L257 166L256 165H254L255 166V168L257 167V168H260L262 165H264L263 163V161H264V159H263V161L261 162ZM9 162H11V163H9ZM26 164H25V163ZM31 162V163H30ZM57 163H58V160L56 161ZM135 162L136 163H138V164H136L137 165V167H136V165H135V167H134V164H135ZM176 162V163H175ZM195 162V163H194ZM218 162V163H217ZM24 164V167H23V164ZM36 163V164H35ZM129 163H131V167L129 166L130 164ZM162 164V165H159V164ZM173 164V165H171V164ZM196 163H198V165L196 164ZM212 163H213V165H212ZM249 164L248 166L246 165V164ZM253 165H252V164ZM256 163V164H257ZM10 164H14L13 166L12 165H10ZM16 164H17V167L18 166H20V169L21 170H23V171H21V172H15V170L17 171L18 169H19V167L17 168L16 167ZM22 164V165H21ZM29 166H28V165ZM101 164V165H100ZM102 164H104L103 166H102ZM143 164H144V166H143ZM147 164H149L150 166H148ZM156 164V166H154V168H153V165H155ZM190 164L192 165V166H190ZM200 164V165H199ZM210 164V165H209ZM220 164V165H219ZM238 164H239V166H238ZM32 165H34V168H33V166ZM36 165V166H35ZM133 165V166H132ZM158 165H159V168L161 169V170H158L159 168H158ZM194 165V166H193ZM217 165V166H216ZM234 165V166H233ZM251 165V166H250ZM16 168H15V167ZM74 166H75V173L73 174V177H72V185H71V189L70 190H72L73 192H71L72 193V195L74 194V193H76V192H78V188L81 186V185H83L84 184V182L86 181V177H84V176H87V175H84L85 173L81 170V165H78L77 164V166H76V164H74ZM83 166V165H82ZM101 166V167H100ZM112 166V167H111ZM129 166V167H128ZM139 166L140 167H142L141 169L139 168ZM148 166V167H147ZM160 166H162L163 167V170H162V167H160ZM186 166V167H185ZM196 166V167H195ZM199 166V167H198ZM215 166V167H214ZM238 166V167H237ZM3 167V168H2ZM10 167H12L13 168V170H12V168H10ZM98 167V168H97ZM101 168V170H100V168ZM103 167V168H102ZM150 169V170H145V169ZM150 167V168H149ZM220 169H219V168ZM232 167V168H231ZM245 167H246V169H245ZM5 168V169H4ZM10 168V169H9ZM77 168V169H76ZM124 168V169H125ZM130 168V169H129ZM133 168V169H132ZM134 168H136V170L134 169ZM158 168V169H157ZM164 168H166V169H171L172 171H167V172H165V173H161V171L162 172H164L165 170H164ZM192 168V169H191ZM201 168H204V169H201ZM213 168L214 169H217L218 171H217V175H216V177H214V178H207L206 176H209V175H211V173H212V170H213ZM232 169V171L233 170H235V171H231V169ZM245 170H244V169ZM27 169V170H26ZM30 169V170H29ZM97 169V170H96ZM132 169V170H131ZM143 169L145 170V171H143ZM181 169V170H180ZM183 169V170H182ZM208 169H209V171H208ZM228 169V170H227ZM236 169L237 170H240V172L238 171V173L236 172ZM32 170V171H31ZM81 170V171H80ZM95 170H96V172H95ZM133 170H135V171H137V172H133L134 174H135V176H137L136 174H138V176H137V178L135 177V176H131V174L130 173H132V171ZM141 172H140V171ZM155 170V171H154ZM184 170H185V172H184ZM192 170H193V172H192ZM203 170V171H202ZM211 170V171H210ZM6 171V172H5ZM11 171H13V177H12V175H11ZM19 171V170H18ZM80 172L81 174H83V175H81V177H80V179L78 178L80 175H79V173L78 172ZM102 171V172H103ZM146 171H147V173L149 174L150 172V174L148 175L147 173H146ZM152 171H154L153 173H152ZM158 173H157V172ZM160 171V172H159ZM182 173H181V172ZM205 171V172H204ZM230 171L232 172V173H230ZM241 171H243V173L241 172ZM5 174H4V173ZM158 174L157 176H156V173ZM169 172V174H166V173H168ZM189 172V173H188ZM211 172V173H210ZM248 172H250V173H248ZM20 173H21V175H20ZM144 173H145V175H144ZM155 173V174H154ZM160 173V174H159ZM173 175H172V174ZM191 173V174H190ZM197 173V174H196ZM222 173V174H221ZM248 173V174H247ZM17 174V175H16ZM24 174L26 175L25 177H24ZM76 174V175H75ZM129 174V175H128ZM143 175V177H141L142 175ZM167 176V179L166 178H164L163 179V177H165V175ZM176 174V175H175ZM203 174V175H202ZM209 174V175H208ZM240 174V175H239ZM15 175V176H14ZM19 175H20V177H19ZM75 175V176H74ZM92 175V174H91ZM153 175H155V177L153 176ZM172 175V176H171ZM179 175V176H178ZM189 177H188V176ZM199 175V176H198ZM200 175H201V178H200ZM204 175H206V176H204ZM229 175H230V177H229ZM28 176V177H27ZM127 176V177H126ZM131 176V177H130ZM140 176V177H139ZM148 176H150L149 178H150V180L151 181H148L149 180V178H147ZM152 176H153V178H152ZM159 176V180H156V179H158L157 177ZM180 176H181V178L182 179H180ZM196 176V177H195ZM30 177H31V179H30ZM134 177V178H133ZM173 177V178H172ZM175 177H177L178 179H177V181H176V178ZM198 177V178H197ZM205 177V178H204ZM211 177V176H210ZM24 178H26V179H24ZM30 179V181H32V182H29V180H27V179ZM129 178H131L130 180L131 181H129ZM136 178V179H135ZM140 178V179H139ZM143 178V179H142ZM156 178V179H155ZM172 178V179H171ZM219 178V179H218ZM225 178V179H224ZM7 181H6V180ZM21 179V183H22V180H23V183H22V185L23 186H26L25 188L27 189V190H24V192H22L23 190H18V189H22L21 187H16L15 185H20L19 183V180ZM123 179V178H122ZM122 179H121V181H122ZM209 179V180H208ZM212 179V180H211ZM215 179V180H214ZM227 179H229V180H227ZM82 180V181H81ZM134 180H136V182H133ZM142 180V181H141ZM157 181V182H153V181ZM166 180H168V181H166ZM182 180V182H180ZM190 180V181H189ZM206 180V181H205ZM221 180H223L224 181V184H223V181H221ZM240 180V181H239ZM25 181V182H24ZM129 181V182H128ZM160 181V182H159ZM162 181H165V182H162ZM174 183H173V182ZM179 181V182H178ZM210 181V182H209ZM216 181H218V182H216ZM220 181V182H219ZM227 183H226V182ZM232 181V182H231ZM137 182H139V183H137ZM142 182L144 183L145 182V184L144 185H140V184H142ZM170 182V183H169ZM176 182V183H175ZM194 182V183H193ZM197 182V183H196ZM202 182H203V184H202ZM7 183H8V185H7ZM13 183L15 184V185H13ZM28 183H30V184H28ZM124 183H123V185H124ZM133 183H135V185L133 184ZM169 183V184H168ZM178 183V184H177ZM190 183H192V184H190ZM201 183V184H200ZM10 184H12V185H10ZM136 184H139V185H137V187H136ZM159 184V185H158ZM171 184L172 185H176L175 187L174 186H171ZM181 184H183V185H181ZM200 184V185H199ZM210 184H212V185H210ZM217 184V185H216ZM226 184H228V185H226ZM236 184V186H234V185ZM7 185V186H6ZM146 185L148 186V188L146 187ZM151 185V186H150ZM154 187H153V186ZM165 187H164V186ZM169 185V186H168ZM210 185V186H209ZM223 185H224V187H223ZM3 186V187H2ZM13 186H15L14 187V189H13ZM31 186V187H30ZM138 186H139V188H138ZM163 186V187H162ZM232 186V187H231ZM30 187V189H28ZM141 187V188H140ZM203 187V188H202ZM74 188V189H73ZM122 189H123V187H121ZM137 188V189H136ZM145 188V189H144ZM219 190H218V189ZM225 188V189H224ZM9 191H8V190ZM13 189V191L14 192H10L11 190ZM16 189V190H15ZM77 189V190H76ZM125 189V188H124ZM142 190V191H140V192H138L139 190ZM144 189V190H143ZM156 189H157V191H156ZM164 189V190H163ZM170 189V190H169ZM171 189H173V190H171ZM179 189V190H178ZM206 189V190H205ZM221 189V190H220ZM2 190V191H1ZM31 190V191H30ZM217 190V191H216ZM239 190V191H238ZM25 191H26V193H25ZM153 191H151V192H153ZM181 191V192H180ZM212 191V192H211ZM242 191V192H241ZM8 192V193H7ZM9 192H10V194H9ZM22 192V194L23 195H21V194H19V193H21ZM138 192V193H137ZM221 192V193H220ZM239 192V193H238ZM31 193V195H29ZM132 193V192H131ZM168 193V194H167ZM212 193V194H211ZM218 193V194H217ZM220 193V194H219ZM234 193H235V195H234ZM6 194V195H5ZM10 196H9V195ZM24 194H25V196H24ZM27 194L29 195V196H27ZM167 194V195H166ZM188 194H191L190 196L188 195ZM192 194L194 195V196H192ZM8 195V196H7ZM17 195H19V197H20V195H21V197H22V199H21V197L19 198H17ZM33 195V196H32ZM75 195V194H74ZM73 195V196H74ZM164 195V196H163ZM241 195V196H240ZM6 196V197H5ZM26 196L29 198V199H27L26 198ZM130 196V197H129ZM188 196V197H187ZM221 196H223V195H221ZM240 196V197H239ZM8 197H9V199L10 198H12V199H8ZM32 197H34V199L32 198ZM124 197V195L122 196V198H125ZM187 197V198H186ZM192 197H193V199H192ZM209 199H208V198ZM213 197V198H212ZM7 198V199H6ZM212 198V201L213 202H215V203H217V205L215 204V205H213L212 207L213 208H216L217 206H218V208H216V209H214L213 210V208L211 209L210 208V212H209V217H207V218H210L211 217V220L213 219V221H214V219H215V217L217 216V219L214 221V223H215V226H214V228H215V231H214V229L212 228V229H210V227H209V224H208V219L205 217V216H202L203 215V212H202V207L201 206H203L204 204H206V203H208V202H211V201H209L210 199ZM223 198V197H222ZM239 198V199H238ZM18 199H20V200H18ZM23 199L24 200H26V201H23ZM32 199H33V201H32ZM201 199V202L203 201L204 203H203V205H202V203L200 204V201H198V200H200ZM207 199V200H206ZM215 199V200H214ZM13 202H12V201ZM29 200V201H28ZM179 200V201H178ZM206 200V201H205ZM7 201V202H6ZM10 203H9V202ZM18 201H21L23 204H24V206L22 207L21 205H23L22 203H19V204H16ZM32 201V202H31ZM172 201V202H173ZM4 202V203H3ZM16 202V203H15ZM26 202L28 203V204H31V203H33L32 205L34 206H32V205H30V211L28 210V206L26 205ZM31 202V203H30ZM174 202V203H175ZM9 203V204H8ZM13 203H15V204H13ZM171 203V202H170ZM198 203V204H197ZM4 204V205H3ZM13 205V206H11V205ZM195 204V203H194ZM9 205H10V208H12L11 210H10V208H9ZM26 205V206H25ZM220 205V206H219ZM8 206V207H7ZM32 206V207H31ZM195 206H197L196 208H194ZM198 206H199V208H198ZM215 206V207H214ZM191 207H193L192 208V211H191ZM219 207H221V209L223 208L224 210H226V211H224L223 212V209L221 210ZM26 208V209H25ZM196 209V210H195ZM221 211H220V210ZM6 210V211H5ZM170 210V209H169ZM213 210V211H212ZM219 212H218V211ZM35 211V210H34ZM212 211V212H211ZM227 211H228V214H227ZM29 214H28V213ZM30 212H31V214H30ZM170 212V211H169ZM226 212V214H223V213H225ZM2 213V214H1ZM8 213V214H7ZM18 213H19V215H18ZM34 213V212H33ZM200 213V214H199ZM219 214L220 216H218L217 214ZM221 213V214H220ZM9 214H10V216H9ZM6 215L8 216V217H6ZM190 215V216H189ZM216 215V216H215ZM2 216V217H1ZM5 216V217H4ZM192 216V217H191ZM215 216V217H214ZM27 217V218H26ZM213 217V218H212ZM220 217L222 218V220L220 219ZM3 218H7L8 220L6 221V219L4 220ZM23 218V219H22ZM206 220H205V219ZM11 219V220H10ZM25 219V220H24ZM29 219V220H28ZM191 219V220H190ZM219 219H220V222H219ZM189 222H188V221ZM9 221H11V222H9ZM239 221V222H238ZM242 221V222H241ZM249 221H251V223L249 222ZM253 221V222H252ZM256 223H255V222ZM6 222V223H5ZM7 222H9L10 223V226H12V227H10L9 226V223H7ZM246 222H247V227L246 228H248V230H249V232H248V230H244V229H242V227H244V224H246ZM28 223V224H27ZM218 223V224H217ZM220 223V224H219ZM223 223V224H222ZM240 223H244L243 224V226L240 224V226H238ZM255 224V226L257 225V227L255 228V226L254 225H252V224ZM217 224V225H216ZM259 224H261V226L259 227L258 225ZM195 226V228H196V230H195V228H192V227H194ZM221 225V226H220ZM225 226H226V230L224 231V229H225ZM252 226H254V227H252ZM217 227H219V230H220V227H222L221 229H222V233H223V235H222V233L220 232L219 233V230L217 231ZM237 227H241V229L238 231V232H236L237 230ZM249 227H250V229H249ZM7 228H8V230H7ZM189 228H190V230H189ZM229 228H231V230L233 229V231L231 232V230H229ZM236 228V229H235ZM255 229H257V230H255ZM244 230V231H243ZM253 230V231H252ZM259 230H260V232L262 233V234H260V232H259ZM2 231H4V232H6L5 234H3L4 232H2ZM23 231H24V229H23ZM193 231H195V232H193ZM211 231H212V234H211ZM231 232L232 234H235V235H233L234 236V241H230V240H233L232 239V234L231 233H228V232ZM257 231L258 233H259V235L260 236H255V235H258L257 233H255V232ZM197 232H199V233H197ZM215 232V233H214ZM225 232H227V233H225ZM235 232V233H234ZM242 232V233H241ZM251 232H253V234H255V235H251ZM194 233V234H193ZM205 235H204V234ZM215 235H214V234ZM239 233V234H238ZM246 233V234H245ZM248 233H250V234H248ZM190 236H189V235ZM197 234V235H196ZM207 234V235H206ZM211 234V236H209ZM220 234V235H219ZM227 234H229V236H227ZM230 234H231V236H230ZM242 234V235H241ZM201 235V236H200ZM225 235V236H224ZM244 235V236H243ZM246 235V236H245ZM250 235H251V237H250ZM13 236V237H12ZM206 236V237H205ZM237 236H239L240 237V239L242 238V236H243V240L241 239V241H240V239H239V237H237ZM248 236V237H247ZM255 236V237H254ZM262 236V237H261ZM208 237H210V238H208ZM218 237V238H217ZM221 237V238H220ZM223 237H225V242H226V239H229L230 238V240H227V242L229 241V243L230 242H234V243H232V244H235L234 246L232 245V244H229V243H225L223 240H224V238ZM228 237V238H227ZM237 239H236V238ZM250 237V238H249ZM261 237V238H260ZM10 238V239H9ZM15 238V239H14ZM186 238V239H185ZM208 238V239H207ZM219 238H220V241H221V243L219 242L218 243V241H219ZM249 238V240H251L252 239V241H249V240H247V239ZM188 239V240H187ZM218 239V240H217ZM236 239V240H235ZM239 239V240H238ZM255 239V240H254ZM237 240L239 241V242H237ZM245 240V241H244ZM2 241H4V242H2ZM7 241H8V244H7ZM17 241V242H16ZM243 241H244V243H243ZM247 241H249V242H247ZM255 241V242H254ZM3 243V244H2ZM4 243H5V245H4ZM226 244V246L224 245H222V244ZM231 245V249H229L227 246H229V245ZM237 244H242V246L244 247L245 245V247L244 248H242V250L240 249V250H237L238 248V246L239 245H237ZM251 246H250V245ZM255 244V245H254ZM260 244V245H259ZM1 245L3 246V247H1ZM237 245V247L235 248V246ZM249 247H248V246ZM263 245V246H262ZM201 247V246H200ZM256 247V248H255ZM198 249H199V251H198ZM253 249H254V251H253ZM232 250V251H231ZM236 250V251H235ZM248 250V251H247ZM251 250V252H249ZM258 250L260 251V252H258ZM198 251V252H197ZM229 251H230V253H229ZM238 251V252H237ZM185 252H186V250H184V254H185ZM233 252V253H232ZM234 252H235V254H234ZM253 252H255V253H253ZM256 252H258L257 254H259V255H256ZM147 253V255L149 254V252H144V254L142 253V257L140 256V258H139V262H145L144 260H146L147 262H145V264H147L148 263V261L150 260V264L152 263V264H155L156 262H153V260L155 261V259H150V255H146V256H144L145 254ZM199 253H206V254H208L207 256H205V254L204 255H201V254H199ZM227 253V254H226ZM229 253V254H228ZM232 253V254H231ZM238 253H239V255H238ZM243 253V254H242ZM248 253V254H247ZM261 253V254H260ZM236 254L239 256V260H238V258H236L235 256H236ZM241 254V255H240ZM245 254V255H244ZM250 254H252V256L250 255ZM221 255V256H220ZM231 255V256H230ZM259 256V258L258 257H256V256ZM260 255H262L261 257H260ZM213 256V257H212ZM215 256V257H214ZM230 256V257H229ZM234 256V257H233ZM237 256V257H238ZM255 256V258H256V260L258 261V259H260L259 260V262L257 263V261L255 260V258H253ZM146 257H147V259H146ZM149 257V258H148ZM208 257V258H207ZM234 259H232V258ZM252 257V258H251ZM3 258V259H2ZM203 258V259H202ZM212 258H214V259H212ZM216 258V259H215ZM142 259V260H141ZM149 259V260H148ZM209 259V260H208ZM262 259V260H261ZM243 260V261H242ZM251 260V261H250ZM252 260H253V263H252ZM152 261V262H151ZM210 261V262H209ZM233 261V262H232ZM241 261V262H240ZM249 261V263H247ZM209 262V263H208ZM216 262V263H215ZM236 262V263H235ZM256 262V263H255ZM141 263H138V264H141ZM148 263V264H149ZM261 263V264H262Z\"/></svg>","mask_w":264,"mask_h":264}]
</instances>
